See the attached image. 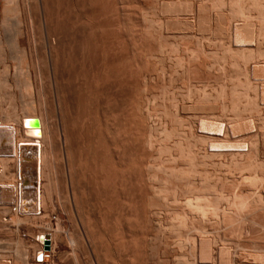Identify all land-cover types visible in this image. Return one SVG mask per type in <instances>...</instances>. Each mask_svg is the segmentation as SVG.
I'll return each instance as SVG.
<instances>
[{"label": "bare ground", "instance_id": "1", "mask_svg": "<svg viewBox=\"0 0 264 264\" xmlns=\"http://www.w3.org/2000/svg\"><path fill=\"white\" fill-rule=\"evenodd\" d=\"M55 1H57V0H55ZM60 1H62V0H60ZM65 1H64V3L65 4L66 3L68 4V2H65ZM72 1H70V2H72ZM78 1L81 3V0H78ZM78 1L76 3H77V6H78V4H79V6L76 7L75 10H78L79 9V11L81 10L82 12H84V11L86 13L89 12L88 14H90V11L92 12V10H93L92 13H94V9L92 8L93 7L92 6L93 5L92 4L93 2H91L92 0L90 2L88 0H86L87 2H85L87 5H89V3H91L90 5L92 7L91 6H87V7H91V9L89 11L86 10L87 8H85L86 5H85V3L83 1H82V3H84V5L82 3L81 4H82L83 8H85V10L84 9H80L79 7H81V5H80V3ZM98 1L99 0L95 1V2H97V5L98 6L95 5V3H94V5H95L94 8L97 7V8H95V11L97 9V12L99 14V12L101 10H98V7H99V4H101L102 2H100L98 4ZM192 1H194V0H192ZM214 1L217 2L216 0H214ZM219 1H221L220 2L221 3L220 5L222 6V2L224 0H219ZM228 1H229V4L228 3L227 4L229 5V8H230V11L229 10L228 11L231 12V10H232V12H233V13H231V15L232 14L233 15L236 14L234 11H237L238 13L239 12H242L241 11L242 9L253 10V11L255 9H257L259 11V13H260V14L259 13L258 14L261 15V16H259L260 18L258 17L259 18L258 20H260L259 21V24H253L254 23L253 20H256L257 18L254 19L252 15H251L252 17H248L247 14L246 15L243 14V13H245L244 12L245 10H243V13H240L239 15L237 14V16L239 17L240 20L237 19L239 21L235 22L234 25L232 24V26H231L232 27L231 28V33L230 32H227L226 31L227 28L224 27L225 29H222V30H225L227 34L225 32H223V31H220V32L217 31V32L220 33V35L218 34L219 37L215 36L218 39L220 37L221 38H225L226 37V38L230 39V44L229 43L226 44L225 42L227 40H225V42H224V40L220 38L226 44V47L224 49L222 48V45H220V44H223V42H221V40L218 41L220 43L219 46L223 49V51H222L221 48L217 45L219 47V50H220L219 52L221 53V51H222V53H221L222 55L219 54V55L222 56L221 58L226 59V58L229 57L230 61L231 60L234 61V62L240 61V62H242L244 64L245 63H247V64L249 63L248 65H246L248 67L250 66L249 73L246 71L247 69L246 70H243V71H246L248 73L247 76H249V79H250V80L248 79L249 81H252V83H254V84L256 83L253 87H250L251 90L254 89L253 90L254 91L253 92V96L252 97H249L251 94L249 95L248 93L247 94L249 96H245V95H247V94H244L245 92L244 93L242 92V94H244V96H241L242 94L240 93L241 95H239V93H238L239 91H241L240 89H239V91H235L234 89H232L233 91L229 94L230 99L228 100L229 101V104H228L229 107H228L227 102H225L228 99V97L225 96L226 93H224L221 89H220L221 92L218 93L219 95L215 93L216 96L218 95L217 97H215V94H214V97H213V95L209 94L210 92L208 94L205 93V92H202L201 93V91L199 89L198 90L200 92H198L197 89H196V91L198 92V97L197 98H198L199 101L198 100L193 101V103L195 102L194 103L195 104V108H196V106L197 107H199V106L207 107V104H209L210 102H214L215 103L216 101H218L219 98H222V100L220 99V101L218 102V104H219L218 106H220V110H219L220 111V114H221L222 111L223 112H228L227 110L229 109L230 116H228L227 113H224L229 118L228 117H223L224 115L221 114L222 116L221 115L220 116L223 117L224 120H225V118H228V119H226L225 122H222L221 120H223V119H221V120L219 119V121L216 120V119L219 118L217 116L212 117V116L209 115L210 116L209 118H214L215 120H213V119L212 120L211 119L208 120V117H207V120H206V119H202L203 117H201L200 115H199V117H201L200 119H198L196 116L193 117V115H192V119L196 117L197 120H199V122H197V123H199V125H198L199 127L196 126V128H193V127L190 126L189 123L186 122L187 120L186 121L183 120L186 124H188V128L190 126L191 128L194 129V130L193 129H191V130L190 129H185V130H189L190 131V133H188L189 134L188 136L186 135L187 134L186 131H184V133L182 131L186 127L182 128V130L180 129L181 131H179V129H178L179 127H178L177 128L178 130H176V132L174 130L176 127L175 128L172 127L173 128V131L170 130L172 128H170V129L168 128V130H167V127H164L165 126V122L167 120L169 121V119L167 117H170L172 114L169 115V116H166L167 113H164L165 111H167V110H165L166 108L164 109L165 106L163 105L164 107H162V106L160 107L159 104H157L160 108H163L161 111L165 110L164 112H162L164 114L163 115L161 114V115H162L163 118H164V116H166L165 119H167V120L164 119L165 121H163L162 120L163 118L161 116L160 117L162 119L161 118L158 119L156 117L158 115V111H156L155 108L152 109V110H155L157 112V115H155V117L157 118L158 121L161 120L159 122H162L163 121L164 122V124H163L164 126L161 124L163 127L160 129V127L155 128L156 125H152L153 127L155 126L154 128L153 127L151 128L150 125H149L147 127V128H149L148 131L150 133H152L151 132L152 129H155V130L156 129H160L161 130L160 131L161 134H162V132L165 133V131H166V133H168V134L165 133L166 134L165 135L163 133V135L167 136L168 139L166 138L165 139L166 141L164 140L165 141L164 144H166V143L169 144V138H171L172 140L173 139H176L175 141L172 142V145L170 144L172 147L174 146L173 147L174 149L171 148V150H173V151L177 150V152L175 151L177 153L176 154V157L178 159L182 160L183 161V164H182V162H180L181 163L180 164L181 166L180 167L178 166L179 168H177L174 165V164H176L174 161H173L174 167H166L164 165H160V163L157 162V164H159L161 166V167H158L157 166L158 167V171H160L162 169V166H163V169H162L163 171L162 170L160 171V173H161L160 175H158L159 172L156 171L157 174H155V177H157L156 175H158L160 177L161 175H163L162 174L163 172H164V176H163V178H161L162 176L160 177L161 178L160 182H159V180L156 179L157 182L156 183L154 182L155 183L154 184L153 182H151V180H152L151 178L152 177L151 178L149 177V174L150 173L149 174L148 173H143L140 170V167H142L140 165L141 164V161H142V164H143L144 163L143 162L144 159L142 158L143 160H141V159H138V158L139 157L140 158L142 157V154H140V153L143 150H145V148L148 147V145H150V141L152 140V142L154 143L157 139L154 136H152V137H154L156 140L155 139L153 140V138H151V137H150L151 138L150 140L148 139L149 137H147V139H146L145 138L146 135L149 136V134H150L148 132L149 134H146L145 135V137H144L145 138V141H143L144 140V138H142L143 136L141 137L140 135H137L139 133V132H137L136 135L138 137H137V139L135 138L136 139L135 141L138 142V144H140L139 141L143 139L142 140L143 143H141V144L147 145V146L145 147V146L141 145V147H140V149H141L140 151L141 152L139 151L140 153H137L138 150H139L137 148L138 149L136 151V154L137 155H134L135 153H133V152H135L133 150H136V147H138V146H136L138 144H136V145L134 144V143H136L134 141V137H136V136H134V134L138 130V126H137L138 120L142 119V121H144L143 119L146 118L145 120L147 122L148 121L147 118L150 117V119H151V116L152 115H153L152 116L153 117L152 119L155 120L154 114L149 115V113L151 114V111L152 110L151 111H148V109H149L148 106H147V108H146V106H144L145 107V109H144L143 105L141 104L142 101L140 103H139V100H138V102H134L135 97L134 96L132 97L133 91H130L129 93H128V91H126L128 94L127 93L125 94L124 93L125 90L122 87V89L124 91L122 90V91H120V93H121V95L124 93L123 94V97L126 98L127 105H124V108H123L121 105H123V103H125V102L120 103L121 104L120 105V109L122 107V109H124V112H125V108H126L125 106H127V108H126V111L127 112H125V113L128 116L124 113L123 114L124 116L122 115L121 117L123 118L126 115L127 118H125L124 120L126 121V119H127V122H124V120L120 117V114H121L120 111L122 112V110L119 111V108L116 107L118 105H116L115 107H112V108L109 106V108H111L112 110L114 109L115 111L114 110L113 111L112 110L111 111L109 110V111L112 112L113 114H115L116 111L117 112L119 111L118 114L116 112V114L119 115L118 117H120V118H118L116 116V119L117 118L119 119V122L118 123H116L118 120L116 122L115 121L112 122L113 120H111V123L112 124H109V120H110V117H111V115L109 114L110 115L109 118H105L106 120L102 119L104 123L101 122L102 121L101 119H100V122H99V119H96L97 120L96 122H98L97 124H95L94 126H93V123H91L92 125L90 124L93 127H96L100 123L104 124V125L100 124V125H102L101 128L99 127L100 125L97 126L98 128L96 127V130H99L100 129V131H94L93 129L92 130L94 132H98L99 133V134H97V136L99 135V138L101 137L100 138V141L102 139V141H101L102 143L101 144L104 145V147H103V152L104 153H106L104 150H106V147H107V149H108L109 152L107 150L106 151L109 154L108 153H106L107 155L104 154V153H102V154L104 155V158L106 157V159H107V156H109L108 157L109 159H107V160L109 162L111 160V163L112 164L111 163L110 164L112 165L113 170H114V172H108L109 173V177H108V183H109V185H108V189H109L108 206L110 207V209H109V212L110 213L109 214H110V220H111L112 227H111V230L109 231L108 234L104 233V234L108 235L106 237V240H105V247H106V249H103V247H104L103 246V242L100 240L99 235H96L97 236V238H95L96 241H95V239H93V237L90 238L87 235H85L87 233V232L85 233V230L87 228H85V226L81 223L82 224V227H81V224H80V227L82 228L83 233H85V234H83V235H85V238L87 237L86 240L89 241V243L87 242L88 245H89V248H88L87 243L85 245L84 239L80 237V236H82V234L81 235L79 234L80 236L79 235H76L75 237H77V238H75L71 234V236L74 237V239L72 240V237L69 236V237H71L70 239H71V243H72V249L70 248L71 250L69 249V251H70V253L72 252L71 254H73L74 257H77L78 256V253L77 252L84 251V253L86 255L94 256L95 259L97 261H99V257L101 255V250H103L104 253L102 251V253H103L102 257H103V259H104L105 262L103 263V261H102V264H120V263L121 264H135L136 263L137 264L139 262H140L139 264H141L142 263L141 261L143 260V257H142L143 254H142V251L140 249V246L141 245L139 244L138 241L136 242V240L139 239L137 237L140 236L142 238H146V237H148V238H150V237H153V238L156 237L157 238L158 236H160V239L162 237L164 238V239L162 238L163 241L164 240L171 241V243L168 242L170 244V245L168 244V246H172L171 248L169 247V250L170 249L172 250V252H170V253L173 254L174 258L175 257H178V259H177L178 262H176L177 260L175 261L176 264L177 263L178 264H264V252L250 253L247 250V248H249V246H251V245L262 246V247L264 246V172H256L258 170L257 168L262 164V162H264L263 159H262L263 158V155H262L263 149L262 148L264 146H263V143L261 144V141H264V133H261L259 131V128H258L259 126L257 124H256L257 127L255 126V124H254L255 121H253L252 119H250L251 117L248 119L247 117L245 118L243 116L246 120H244V118L243 119L241 118L242 115H245L243 113H246V115L247 114H250V115L251 114L252 115L255 114L253 116L256 117V119L259 121L258 122L256 120L258 123H260V120L262 118H264V116L263 117H260V112H262V111L259 112L260 107L261 106H264V0H250L249 1L250 2V5H248L249 7H246V5H243L242 6L241 5V0H228ZM50 2H47L46 0H0V63L2 64V65L0 64L1 65V69H2L0 71V90L3 91L2 95H0L3 98L1 97L0 99L1 100H4V98H5V100L6 99H9V101L7 100L6 103L8 105V102L10 104V101H11V104L10 105H12V107H13V104L15 103L13 101L16 99L13 96V93H18V96H19L18 99H21L22 100V102L20 100V105L19 106L16 105L17 107H19L18 108V111H17L16 108H14L15 106L12 108V107H10V105L6 106V108L3 109L4 106H1V105L2 104L6 105V104L4 103V101H3L2 104L0 103L1 104L0 105L1 106L0 107V154L1 155H4L5 157H8V160H5V161L3 160V162L0 164V166H1V169H0V179L2 178L1 181L3 180V182H5L6 180H8V182H10V180H12V181L15 180V179L13 180V178L11 179L10 178L11 176L6 177V178H3V176L5 175L3 172H5V170H7L6 169L7 166L8 167L9 166H13L16 163V164H18V168H19L16 171V172H18V173H16V174H18V176L17 175L16 176L19 177V178H17L18 179V181H17V191L15 190V195H13V198H12V200H13L16 197L17 198V203H14V201L11 200V194H8L7 196L9 197V203L4 204V205H1V207H5L4 210L6 212L11 211L12 218H10L9 222H11V223H17V224L22 223L24 221L26 222V220H28V218L30 219V217H32V216H35V217L38 216L39 217L40 215H42L43 208H45L46 205H49L50 203H52V202H50V201H52V200H50L52 198H49V196L47 197L48 194L45 195L46 193L43 192V188H42L43 186L42 185H43V179H44V177L43 178L41 177V172H42L43 167H44L45 164H49V166H50L51 163L54 161V159L52 160L53 155H55L57 152H58L57 154H59V152L61 154V152H62L61 151V145L63 147L64 144H65V148L67 146L66 145L67 144L66 143V139H65L64 136H63L64 138H62V139H61L60 135H57L56 137L53 136V137H50L49 138V136H48V134L46 132L47 130L45 128L44 121H43V119H42V117H41V115L39 113L40 112L39 110H42L43 107H46L45 109H48L47 108L48 106H50L49 108H51V110H52V107L53 108L54 107H57L58 108L57 110H60V108L62 106L63 107H71L70 104H68V103L70 102V100H72L74 98V97L72 98V96H74L76 94V92H78L77 90H80V89H82L84 87L85 88L84 92L87 91L89 93H88V95L86 93L84 94L83 92H81V93H83L84 95H86V100H87V98H89V100H87V101H90V98L93 97L92 95L99 96L100 99L101 100H104L105 102H107L108 99L110 98L109 102H107V103H104V101H102V102L100 101V103L98 102L99 105H100V107L99 106L97 107L98 109H96V107H93L92 108V105L90 104V102H87V103H89V105L86 103L87 106L90 108L89 109L90 111H88L90 113H87L86 112L88 114V116H87L88 118L85 117L87 119H84V120L85 121L86 120H88V121L91 120L93 122V120H94L93 113L95 114V117L96 118L98 117L97 110H99V116L101 114L104 117L108 115V114L105 115L106 114V110L108 108V107H106L107 106L106 104L109 105L110 104V101H112L113 99H116L120 95V94L117 93L118 95H116L117 96L116 98H111V96H110L111 94L113 95V92H116L115 89H118V92H119V89L121 90L120 87L123 86V85H121V81H124V83H126L125 81H127V82L129 81L128 82L129 84L127 83L126 85H132V84H130V82H133L134 83V81H132L134 79V77L132 79V76H131L133 70L130 68L132 66V65H130L131 64L130 61L133 64V61L134 60H132V57L129 56L130 55L128 53L129 50L128 51L126 50L125 52H127L129 54L128 56L130 57L131 60L130 59H129L130 61L128 60L129 63L126 60L125 61L130 66H129V68L127 67V65L125 67H127L128 69H130L132 71H130L127 68H125V70L127 69L128 71L125 72V70H124V72H121L123 74L120 75V77L118 76V74L114 73V69H116V71L118 69V68H114V66L112 67V65H115L114 62H116V60L118 59L116 56H114V57H116L115 58V61L114 60L111 61V62L109 61L110 63H113L112 65L110 63H108V61H107V64L110 67L109 68H106L107 64L106 65L104 64V63H106L105 60L107 58H109L110 56L113 55L111 53H114V54L116 53L115 55H117V52L123 46L119 45V47L121 46L119 49H118V46L117 47H115V46H116V44H118V42L121 43V41L122 40H125V39H122V37L120 38L121 34L118 32L119 33L118 35H120V36L118 37V35H117V38L116 37L115 38L118 39V40L120 38L121 40L120 41L117 40L116 44H113V43H115V38L113 37L114 36V33L113 32L116 31L117 26H116V28H114L115 30L114 29H111V28H107V30H108L107 31L105 29L106 30L105 31V34L107 32H109V31H112V33L109 32L108 34H110L109 35L110 38H111V36L114 38V39L112 38V40L114 42H112L111 39H107V37H109V36H107L108 34L107 35L103 34V37H101L102 36L101 35L102 34L101 33L102 30L100 29V27H101V25L103 26V24H100V19L101 18H104V17L101 16V14L98 15L97 13H95L96 15L94 16V14L91 13L90 15H93L92 16V19L94 17V20L91 23V20H92L91 19L89 21V24L91 23V28H92L91 30L93 31V36H92V34L91 35L88 34V35L94 37L93 39H96L95 40L96 43H95L94 40H92V41H94L95 44L93 43L94 44L93 45L91 43L90 46L91 45H93V46L96 45V47H97L98 46L97 44L101 43V42H99V43L97 42L98 39L101 40V41H105L107 39V40H109V41L106 40L107 43L109 42L108 45L109 46L112 45V44L115 45L114 46V50L116 48L117 49L116 50L117 52L116 51L115 52L113 51V49H112L113 48V45H112V48H111L113 52H111V50H109L110 47H108V50L110 51V53L107 52L108 50L106 51V49H107V46L108 45H107V43L104 42L105 43L104 47L106 46V49L104 47H101V49H103V50L105 49V57H107V56L110 55L109 57H107L105 59L104 57H101L104 51L102 50V54H100V52H101V49L99 50L100 46L97 47V50L99 52V55H101L100 58L102 60L104 59V63H103L104 66L102 64L98 63V66H99V64L101 65L98 68L99 70L96 68V65H95V67H93L92 64H91V66H92V68H96L97 69V70L95 69L96 71H100V67H102V66H103L102 68L104 69V67H105V69L103 70L101 68V71L100 72H96L97 73L96 74L95 72H90L89 71L90 69H91V71H94V69H92L90 67L87 68V69L85 68L86 70L89 69L88 71L90 73H93V74H90V76L92 75L91 76L92 78H91V77H89V74H88L89 72L87 73V71H86V73L88 75L86 74L85 77L86 78L89 77L87 79H92L93 80L94 73L96 74L95 75L96 76V78H95L96 81L93 80V82L95 81V84L92 83V80H91V82H89V83H92L95 86V88H94V86L92 84H91V87H89V88L86 87L87 85H90L89 83L86 86H83L82 88L76 87L75 86V84H76L75 81L77 79L74 81L75 84H72V83L70 84L71 79H72V82H73V79L75 77V76H73V78H72L71 75H73V73L75 72L74 71L75 69L78 70V68H76V67L77 66H83L84 63L82 64V62L85 61L84 60L85 58H87L86 61L87 60L89 61V59H88V56H86V54H85V58L78 55L77 57H81V61H82V58H83V61L82 62L81 61H77V60H79V58H76V56L74 55L75 56L74 58H76L77 60L76 61H72L73 65H74L75 62H77V64L79 62L82 65H77V66H75V68H73V65L70 63L71 64V67H72V70H71V67H70V64L69 63H68L69 66L66 63H64L65 65L62 63V59H64L65 57L62 58V55H61L62 54L61 53V49L62 48L60 49V46H61V42H63L62 43L63 45H65L67 42L64 44V41L66 40V38H65L66 35L65 36H64V34L61 35L62 33L59 32V30H58L60 28V27L58 28V25H60V21H61V19L59 21L58 15L63 14L64 11H65V9H63L64 11H62L61 9H59V10H61L62 13H60L59 11H58L59 13L58 12L56 13L55 10H54V12H55L54 13L52 11L53 9L50 10L47 7V4H49ZM242 2L244 3L245 1H242ZM249 2H247V3H249ZM72 3H74V2H72ZM50 4H52V3H50ZM55 4L57 5V3H55ZM55 4L53 3L52 6H51V8L54 7V6H56ZM60 4H62V3L60 2L59 5ZM168 4H163L162 3V6H163L162 8H163L164 11H165V8H166V11L169 10V12H170V9L172 7H170V8H168L167 6L164 7V5H168ZM197 4H198V2H197ZM214 4L212 3V6H214ZM244 4H246V3H244ZM59 5H57V6H59ZM69 5L72 6L73 4L70 3ZM74 5L76 6V4H74ZM171 5H173V1H172V4ZM225 5L226 4H223L224 7H225ZM175 6H176V4L173 6V8H175ZM188 6H189V4H188ZM216 6H217V4H216ZM218 6H219V3H218ZM64 7H66V6L64 5L63 7H60V8H64ZM100 7H102V5ZM66 8L67 9L68 8L71 9L72 7L70 8V7L67 6ZM74 8L75 7H73V9ZM199 8H201V5H200ZM214 8L217 9V12L219 11V8L218 7H214ZM214 8L212 7V9H214ZM225 8H227V7H225ZM56 9L58 10V7ZM99 9H101V8H99ZM163 10H161V11H163ZM184 10H186V8ZM225 10H222V11H224L223 13H225ZM202 11H204V10H202ZM74 12L76 13V11H74V10L72 11V9H71V12H70V10H67V13H65V15H63V16L61 15L62 16V20H64L63 19L64 16H65L64 18H67L68 15H69V13L70 14L72 13L74 16H76V14H78L76 16L77 17V21H80V23H81V25H80V23H78L79 24V27L81 26V29H83V28L87 29V27L85 25L84 19H86L88 16L90 17V15H87L86 16L85 12L84 13H82V12L81 13H76V14H74ZM173 12H176V9ZM174 14L177 15V13H174ZM197 14H199V12H197ZM73 15H72V19L74 17ZM155 16H154V18H156ZM216 16L219 17L220 15L219 14H217V15L215 14V17ZM249 16H250V14H249ZM151 17H150V19H151ZM199 17L200 16H198V18ZM202 17L203 16H201L200 18L203 20ZM204 17H205V15H204ZM215 17H214V19H215ZM234 17L235 16H233V18ZM176 18H175V20H176ZM198 18H197V20H199ZM251 18H253V19H251ZM72 19H71V21H72ZM87 19H89V18H87ZM219 19H220V17H219ZM82 20L84 21V23L82 22ZM173 20H174V18H173ZM250 20H252V23H251ZM67 21H69L70 23H72L70 20H67ZM74 21H75V19H74ZM114 21H115V19H114ZM114 21H113V25H115L114 24L115 23ZM205 21H206V23H208L210 20L207 22V18H206ZM220 21H221V19H220ZM66 22H64V23H66ZM160 22H161V20H160ZM82 23H83V25H85V27H82ZM87 23H88V21L86 22V24ZM101 23H104V21L101 22ZM111 23H109L108 26L111 27L112 26ZM174 23H175V21H173V24ZM203 23L205 24L204 21H203ZM218 23H216L217 26L220 24V23L219 24ZM74 24H76V23L74 22ZM74 24L72 23L70 25H72V27H73V26H75ZM78 24L75 27H78ZM147 24H148V22H147ZM157 24H158V22H157ZM171 24H170V27H171ZM181 24H183V23H181ZM221 24H223V23H221ZM70 25L68 27H70ZM60 26H62V25H60ZM65 26L66 25L64 24L63 28H65ZM148 26H150L149 28H152L153 29V26H151V25H148ZM180 26H182V25H180ZM217 26H216V28H217ZM223 26H225V25L223 24ZM75 27H73V29ZM167 27H169V26H167ZM170 27H169V29L172 28V27L171 28ZM197 27H199V25ZM66 28H65V30L69 29V28H67V29ZM88 28L90 29V27H88ZM104 28L102 27L103 30H104ZM112 28H113V26H112ZM173 28H175V27H173ZM204 28H205V26H204ZM204 28H203V30H204ZM81 29H79V30H81ZM160 29H162V28H160ZM220 29L221 28H219L218 30H220ZM147 30H149V29H147ZM155 30H156V28H155ZM176 30H177V27H176ZM185 30H187V29H185ZM198 30H200V29H198ZM60 31H61V29H60ZM68 31H70V29ZM73 31H72L71 34H74ZM87 31H88V29H87ZM117 31H119V30H117ZM159 31H161V30H159ZM177 31H179V30H177ZM206 31H208V29ZM215 31H216V29H215ZM65 32H63V33H65ZM76 32L77 31H75V33ZM161 32L159 34V37L161 36ZM183 32H184V30H183ZM222 32L225 33L224 34L225 35L224 37L221 36V35H223ZM79 33H81V32L78 31V34L77 35H79ZM90 33H92V32H90ZM158 33H156V34H158ZM228 33H230V34H228ZM111 34H113V35H111ZM156 34H153V35H156ZM214 34H216V32ZM70 35L68 34L67 36H70ZM147 35H148V33H147ZM62 36H64V38H65L64 41H61V37ZM85 36H87V35L85 34ZM70 37H67L68 40L69 39L71 40V41H68L67 40L68 42H73L74 39L77 38L78 36H76L75 38H70ZM73 37H74V35H73ZM92 37L91 38L88 37L86 39H85V37H83L82 39L84 41L86 40L85 42L87 43L88 40L92 39ZM185 37H187V36H185ZM79 38H81L80 35H79ZM100 38H104V40H102ZM144 38H145V36H144ZM151 38H153V36ZM151 38H148V39H151ZM82 39H81V42H82ZM127 39H128V37H127ZM148 39H147V42H148ZM154 39H156V37ZM166 39H168V38H166ZM196 39H198V38L195 37L194 41ZM175 40H177V39H175ZM190 40H191V38H190ZM129 41H132V40H129ZM129 41H128V43H129ZM85 42L84 43H81V44L79 43V44L82 46L83 44H85ZM110 42H112V43H110ZM123 42L127 44V42H125V41H123ZM156 42H158V41H156ZM75 43L76 42H74L73 45H75ZM126 44H124V45H126ZM164 44H165V42H164ZM68 45H71V44H68ZM80 45H78V47H80ZM132 45L133 44H131V47H132ZM208 45H209V42H208ZM90 46H87V44H85V46H82L84 48H81V51H82V49L83 50L88 49L87 47H90ZM93 46H92V48L90 47V51L89 50H86L87 52L86 51H82V52L79 51V52H81V53H84L85 52V53H87V55L91 53L92 49H94L93 51L96 52L97 50H95V48ZM102 46H103V43H102ZM72 47H74V46H72ZM72 47H70V48L72 49ZM85 47H86V49H85ZM125 47L128 48L127 45ZM75 48H77V46ZM164 48H166V47H164ZM173 48L178 49V47H175V46ZM205 48H206V46H205ZM68 49H69V47H67V50ZM128 49H130V48H128ZM67 50H66V52H67ZM201 50L205 54V51L203 49H200V51ZM62 51L66 55V52H64L63 49H62ZM69 51H71V50H68V52ZM77 51H78V48H77ZM157 51H158V49H157ZM191 51H189V52H191ZM198 51L193 50V52H195V53L196 52L198 53ZM68 52H67L66 57L69 54H72V55L74 54L73 51H72L73 53H71V52L68 53ZM159 52L161 53V55L159 54L160 55L159 58L163 61V58L164 57H162V55H163L162 54V51L159 50ZM193 52H191L192 55L193 54L195 55V53H193ZM203 52H202V54H203ZM219 52H215V55L217 57H218L217 54ZM81 53H79V54L81 55ZM106 53L109 54V55L106 56ZM127 53H126V56H127ZM92 54H93L92 55V57H93L95 53L92 52ZM96 54H98V53L96 52ZM148 55H149V53H148ZM209 55H210V53H209ZM69 56L71 58V55H69ZM96 56L94 58H96ZM165 56H167L166 53H165ZM211 56L212 55H210V57ZM225 56H228V57H225ZM92 57H90L92 60L89 61V62H91V63H92V61H95L96 63L99 62V60H98L99 58L98 59H94ZM97 57H99V56H97ZM139 57H140V55H139ZM145 57H147V56H145ZM195 57H198V56L195 55ZM213 57H212V59H213ZM153 58H151V59H153ZM188 58H191V57H188ZM218 58H215V60L216 59L219 60ZM67 59H68V57H67ZM71 59H73V56H72ZM110 59L112 60V58H109V60ZM193 59L195 60L194 57H193ZM193 59L191 58V60H193ZM9 60H14V62L16 60L17 61L16 65L15 64H12V63H14L13 61H12V63L10 61V63L13 66H11V64L9 65L8 64V61ZM175 60L177 61V59H175ZM136 61H138V60H136ZM154 61H156V60H154ZM222 61H226V60H223L222 59ZM252 61H253V63H252ZM87 62H85V63H87ZM95 62H93V64H95ZM118 62H117V64H118ZM123 62L124 61H122V63ZM178 62H180V61H178ZM189 62H190V60H189ZM198 62L199 61H197V63ZM134 63H137V62H134ZM187 63H188V61H187ZM194 63H191L192 65L189 63L192 66V68L194 67L193 66ZM242 63H240V64H242ZM89 64L88 63H87V65L84 64L83 67H79L80 68L79 70H81V68L83 70V68L85 67V65L88 66ZM181 64H183L182 61H181ZM61 65H63V66H66L67 65L68 67H70L69 69L71 70V72L72 71H74V72L72 74L70 73V75H68L69 77L67 75L65 76V74H66V73H64L65 71L63 73L61 72L62 70H65L64 68L63 69H60L61 67H63ZM159 65H161V62L159 63ZM177 65H178V63H177ZM198 65L199 64H197V66ZM204 65H202V67H204ZM209 65H207V66H209ZM119 66H121V64ZM139 66H141V65H139ZM207 66H205V69H209ZM223 66H224V64L222 65V70H223ZM159 67H161V66H159ZM182 67H184V66H182ZM210 67H211V65H210ZM236 67H237V65H236ZM122 68L124 69L123 66H122ZM161 69H163V68L161 67ZM187 69H188V67H187ZM8 70H9V73H8ZM70 70L67 69V71H70ZM79 70H78V72H81ZM216 70L218 71L219 68L216 69ZM216 70L214 69V71H216ZM137 71H139V68H138ZM238 71H239V69H238ZM78 72L76 71L77 74H80ZM83 72H84V70H83ZM83 72H81V76H79V77H82V78H79L80 80H84L85 79L84 78L85 73H83ZM207 72H210V71L207 70ZM246 72H245V74H247ZM76 73H74V74H76ZM82 74H84V75L82 76ZM143 74H144V72H143ZM195 74H197V73H195ZM132 75H134V74H132ZM162 75L161 76L158 75V76H160L162 78L163 77ZM191 75H193V74H191ZM147 76H149V74ZM150 76H153V75L151 74ZM171 76H173V75H171ZM167 77H169V76H167ZM247 78L248 77H246V79ZM87 79H86V81H87ZM144 79H145V77H144ZM152 79H153V77H152ZM136 80H137V82L139 81L138 79H136ZM155 80H156V78H155ZM192 80H193V78H192ZM141 81H143L142 78H141ZM78 82L79 81H77V83ZM81 82H83V84H84V81H80V83ZM124 83H122V84H124ZM162 83H164V82H162ZM165 83H166V81H165ZM246 83L247 82L244 83L245 88H246V86L250 85L248 83H247L248 84L247 85ZM70 85L71 86L73 85L72 87H75V88H73L76 91L75 92L73 90V92H75L74 94H73L72 90L69 91V88L71 89V86ZM80 85L82 86V84H79L78 86H80ZM126 85L124 84L125 89L128 87ZM242 85L243 84H241V86ZM244 85H243V88H241L242 91L243 90L245 91ZM165 86H167V85H165ZM129 87H131V86H129ZM157 87H159V86H157ZM191 87H193V86H191ZM76 88H79V89L76 90ZM131 88H133V87H131ZM142 88L146 89L145 87H141L140 88L141 91H142ZM190 88H188V89L190 90ZM236 88H240L239 85H237ZM248 88H249V86H248ZM248 88H246V91H247ZM140 89H139V91H140ZM126 90H128V89H126ZM129 90H132V89H129ZM158 90H157V92H158ZM165 90H167V89H165ZM194 90H195V88H194ZM224 90H226V89H224ZM167 91H169V90H167ZM196 91H194V94H197ZM203 91H205V89ZM69 92L72 93V94H70ZM151 92H152V90H151ZM188 92H190V91H188ZM215 92H217V91H215ZM78 93H80V91ZM149 93H150V91H149ZM211 93H214V92L211 91ZM0 94H1V92H0ZM4 94L6 95L5 97H4ZM69 94L72 95V96L69 97ZM136 94H138V93H136ZM150 94H148V97H149ZM161 94H163V93H161ZM186 94H185L186 97L184 96V98H187V101L186 102H183L185 104L187 102H189V101L192 102L191 99L189 98V97H191L192 92L191 93H186ZM77 95L79 96V94H77ZM164 95H166V94H164ZM78 96L75 99L76 101L77 100L80 101V99H83L84 98V97H82V98L80 97V99H78ZM80 96H82V94ZM158 96H160V95H158ZM181 96H182V99H184L183 98V95H181ZM195 96L196 95H194V99L196 98ZM12 97H14L15 99L12 98ZM107 97H109V98H107ZM152 97H154V96L152 95ZM172 97H173V95H172ZM243 97H245V99H246L245 102H241L240 101V98H243ZM125 98H121V99H124L125 100ZM163 98H161L162 101H163ZM166 98H168V97H166ZM216 98H217V100H216ZM224 98H226V99H224ZM11 99H13V101ZM155 99H157V98H155ZM171 99H174V97L173 98H170V100ZM75 100L72 101L73 103L72 102H70V103L72 105L73 104L75 105V103H76ZM83 100H81V101L83 102V105H84L85 104L84 102H86V101H85V99H83ZM135 100H137V99H135ZM157 100H155V101H157ZM79 101H77V105H78ZM114 101L116 102V100H114ZM146 101H149V100L146 99ZM146 101L144 102V104L145 103H148ZM162 101L159 100V102H161V103H162ZM166 101H167V99H166ZM173 101H171L172 102V105L171 106H173L171 109L172 110H175V111H171V109L169 108L168 112L169 111L175 112L174 113L175 116H174V119L173 120L170 117V120H172V122H173V121H175L177 119L178 120L181 119V122H182V118H178L179 116H177V114L180 111V110H177V106H176V104L178 103V101L176 100L177 103H176V101H175V103H173ZM92 102H93V100L91 101V103ZM152 102H154V101H152ZM102 103H104L106 105V106L104 105L106 107V110L104 109L105 107L102 105ZM16 104H19V103H16ZM149 104L150 103H148L146 105H149ZM169 104H171V103H169ZM169 104L167 106L171 107ZM180 104L178 103L177 105H180ZM96 105H98V104H96ZM210 105L214 106L213 104H209L208 105V110L210 109L209 107L212 108V106H210ZM216 105H217V103H216ZM87 106L85 107V105H84L85 108H87ZM192 106L194 107V105H192ZM79 107H82V106L81 105L80 106L78 105L77 108L80 109ZM185 107H183V108H185ZM188 107H190V106H188ZM188 107H186V109H184V110H186V111L188 110L189 111L190 108H188ZM193 107H191V109H194ZM40 108H42V109H40ZM183 108H182V105H181V108H180L181 111L183 110ZM200 108L201 107H199L197 109H194V110L199 111ZM216 108H217V106H216ZM81 109L83 110V108H81ZM81 109H80V112H82ZM94 109H96V110H94ZM213 109L214 108H212V110ZM217 109H219V108H217ZM48 110H50V109H48ZM104 110H105V112H104ZM135 110H137V112ZM134 111L136 112V114H135ZM139 111L140 112L143 111L142 112L143 115H141V117H143V118H140L139 117L138 120L135 121L136 123H134V122L131 123V120L132 119H134L135 117H138L137 115L140 113ZM146 111H148V112L145 113ZM155 111H152V112H154L156 114ZM209 111H211V110H209ZM110 112H108V113H110ZM182 112H180V113H182ZM202 112H203V110H201V113ZM206 112L208 113V111H205V113ZM84 113L85 112H83L82 114H84ZM86 113H85L84 116H86ZM185 113H187V112H185ZM211 113H213V112H211ZM133 115L134 116L136 115V116L134 117ZM204 115H202V116H204ZM103 116L101 118H104ZM139 116H140V114H139ZM100 117H98V118H100ZM128 117H130L129 120H128ZM131 117H133V118H131ZM158 117H159V115H158ZM189 117H191V116H189V114H188V117L187 118H189ZM28 119H38L39 120V124H40L39 129L36 130V129L27 127L26 126V120H28ZM113 119L115 120L114 117H113ZM136 119L137 118H135L134 120H136ZM189 120H190V118H189ZM193 120H195V119H193ZM193 120H191V123L192 122L194 123ZM149 121H152V120H149ZM168 121L166 123H168ZM177 121L174 122V123H176L175 126L178 124ZM146 122L143 123L144 126L147 125ZM172 122L170 123V121H169V124L174 125V124H172ZM263 122H264V120H263ZM263 122H261V127L263 126L262 125ZM113 123H116V124L114 125ZM133 123L137 126L136 130H135V128H133V125H134ZM82 124H83V122H82ZM86 124H89V123L86 122ZM150 124H152V123H150ZM158 124H160V123H158ZM186 124H184V125H186ZM184 125H181V126H184ZM80 126H81V124H80ZM86 126H88V125H86ZM192 126H195V125H192ZM83 127H85L84 124H83ZM90 127H89V129H90ZM198 128H199V131H198ZM133 129H134L135 132H133ZM162 129L164 131H162ZM253 129H255V131H253ZM155 130H153V131L154 132H157L158 131V130H156V131ZM169 130L174 135H176V136L179 135V133H180V136L181 137H184V138H181L180 136H177V138H176V136H174L173 134H172V136H174L175 138L170 137L171 132H169ZM72 131H73V129H72ZM178 131H179V133L177 134ZM153 134L155 135V133H153ZM183 134H185L187 137L185 135L183 136ZM159 136H161V135H159ZM69 137H70V135H69ZM72 137H74V136H72ZM231 137L233 138V140H232ZM29 139H31V141H29ZM171 139H170V143L172 141ZM234 139H236V140H234ZM237 139H240V140L237 141ZM137 140H139V141H137ZM159 140L163 141L162 139H159ZM159 140H157V141H159ZM161 141H160V143H161ZM29 142H33L34 145H32L31 143L29 144ZM183 142H186V143H183ZM91 143H92V141H91ZM204 144L206 146H204ZM162 145H163V143H162ZM170 145L169 146L167 145L169 148L166 145H164L163 148H162L161 145L159 144V146L161 148L159 147L160 150L159 149L158 150L160 152H163V154H164L165 151H166V153H167V151H169V154L171 155L172 152L170 150ZM110 146L111 147H114V149L112 148L114 151H112V149H111ZM142 147H145V148H142ZM150 147H152V146L150 145ZM87 148H89V147H87ZM62 150H64V149H62ZM153 150H154V148H153ZM65 151H66V149H65ZM145 151H143V153ZM148 151H150V150H148ZM66 153H67V151H66ZM60 154L58 156H61L62 155V154L61 155ZM173 154L175 155V153H172V155ZM66 155L68 156V154H66ZM144 155H143V157H144ZM170 155H169V158L167 159L168 162L170 161V159H172L174 157V156H170ZM4 156H2V157H4ZM67 156H65V158ZM135 156H137V158H135ZM149 158L151 159V157H149ZM149 158H147V159H149ZM155 158H158L159 159V157H154V160H156ZM62 159H63V157H62ZM67 159H69V158L67 157ZM137 159L138 160H141V161H139L140 162L139 166L138 167H135V166H137L136 165L137 164V161H138ZM160 160L162 161V159H160ZM135 161H136V164H135ZM148 161L149 160H147V162ZM152 162H153V160H152ZM154 162H156V161H154ZM165 162L162 163V164H165V165H168V166L169 165L170 166H173V165H171L172 164L171 162H170L171 164L170 163L168 164V162H166L167 163L166 164ZM151 163H150V165H151ZM157 164H155V165H157ZM177 165H179L178 162H177ZM41 166H42V170H41ZM151 167H152V165H151ZM154 167H152V169ZM208 167H211L210 169H212L213 172H209L207 170ZM135 168L138 169V171L136 170L137 172L136 171L134 172ZM22 169L23 170L25 169L24 171H26V169H27V171L24 173V171H22ZM51 169H53V168H51ZM232 169L234 170V172H232ZM236 171H238V172H236ZM7 172L8 171H6V174H8ZM96 173H98V171ZM153 173H155V171L154 172L152 171L151 176L152 175L154 176ZM10 175H12V177H13L15 174H10ZM159 177H157V178H159ZM8 178H10V180ZM154 178H153V181L155 180ZM69 182H70V180H69ZM161 182H162V186L160 185ZM53 184L55 185V182ZM70 184H72V183H69V185ZM163 184H164V186H163ZM49 190H50V188H49ZM98 192H100V191H98ZM106 193H107V191H106ZM72 195H73V193H72ZM1 198H4V195H1L0 196V201H1ZM74 199H76V198H74ZM102 203H104V202H102ZM52 205H51V207H53ZM159 207H161L160 209H164V213H162L163 210L161 212H160V210L158 211ZM81 209H82V207H81ZM53 213L54 212H52V214L49 213L50 214L49 217H52V215H54ZM160 213H162L164 215L161 214L162 217H159V214ZM98 215H99V213H98ZM38 217H37V219H38ZM85 218H87V217H85ZM53 219H55V222L58 221L57 216H54ZM41 220H42V218H41ZM86 220H88V219H86ZM82 221H80V222H82ZM136 222L138 224H136ZM88 223H91V222H88ZM4 224H0V226L1 225H4ZM48 224H49V222H48ZM48 224H46V225H48ZM7 225H9V223ZM6 227L8 228L9 226H6ZM101 227H103V226H101ZM9 228H11V225H10ZM98 228L100 229V227H98ZM137 228H138V230H136ZM104 230H106V229H104ZM101 231L103 232V230H101ZM223 231H227V233L225 234V233H223ZM16 232H14V234H16ZM77 232L78 231L76 230V233ZM80 232L81 231H79V233ZM103 235H102V237H103ZM40 237H42V238H40ZM88 238H90V239L88 240ZM82 239H83L84 242L82 241ZM44 240H48L49 241V251L47 253H43ZM148 240H150V239H148ZM156 241L157 240H155V242ZM29 242L30 243L32 242L31 244L34 243V245L36 247H38V249H36V251L33 253V260H32L33 263L32 264H53L52 263L53 262V255L52 254L54 253L53 250H54V247H55L54 246V237H53V234H51V233H49L47 231L46 232H40V233H37L34 237L30 238L29 239ZM160 242H161V240H160ZM69 243H70V241H69ZM157 243H159V241ZM34 245H32V246H34ZM148 245H150V244H148ZM151 245H153V244L151 243ZM161 245L163 246L165 244H161ZM152 247H150V248L148 247V250L149 249L151 250ZM174 247H175V249H174ZM153 249L155 250V247H153ZM158 249H159V247H158ZM165 249H168V248H165ZM251 249L254 250V247L251 248ZM25 250H23V252H26ZM140 251H141V253H140ZM21 252H22V250H21ZM18 254H20V253H18ZM18 254H15L17 256V257L15 256V258H17V259H14V260H17L18 261V258H19L18 256H20V258H21V254L20 255H18ZM24 254L26 256L27 253H24ZM156 254H158V253H156ZM168 254H169V251H168ZM168 254H166V257L168 256ZM148 255H149V252H148ZM1 256L4 257V255H2V254H1ZM69 256H72V255H69ZM80 256H82V255H80ZM173 256H172V258H173ZM147 258L149 259V257H147ZM155 258H156V256H155ZM81 259L83 260V258H81ZM156 259H158V258H156ZM85 260L87 261L86 257H85ZM150 260H151V258H150ZM11 261H13V260H11ZM17 261H15V262L17 263ZM107 261L109 263H107ZM5 262L6 263L8 262L7 261V258H6V261ZM19 262L20 261H18V263ZM30 262H28V263L30 264ZM92 262H93V260H92ZM2 263H0V264H2ZM21 263H19V264H21ZM26 263L27 262L25 261V264ZM89 263H90V261H89ZM83 264H84V262H83Z\"/></svg>", "mask_w": 264, "mask_h": 264}, {"label": "rangeland", "instance_id": "2", "mask_svg": "<svg viewBox=\"0 0 264 264\" xmlns=\"http://www.w3.org/2000/svg\"><path fill=\"white\" fill-rule=\"evenodd\" d=\"M47 2H50V3H57V5H59V3L61 2L62 4H60L59 6H57L56 4V6L58 7V10L56 9L57 7L56 6H54V7H52L51 8V6H52V4H47V7H48V9H53L52 11L54 12V10H55V12L57 13L58 11L60 12V13H62L61 12V10L62 11H64L63 9H65V11H64V13L63 14H61L62 16L63 15H65V13H67V10H70V12H71V9H72V11L74 10V11H76V13H81L80 11H79V9L78 10H75L76 9V7H78L79 6V4H78V6H77V1L78 0H70V1H72V2H74V3H72V2H70L69 0L67 1H65V0H62V1H60V0H57V1H55V0H46ZM53 1V2H52ZM55 1V2H54ZM64 1L65 2H68V4L66 3H64ZM82 1L85 3V2H87L86 0H81V3H82ZM89 2L91 1V0H88ZM95 1H97V0H95ZM94 0H92L91 2H93L92 4V6L90 5L91 3H89V5H87L86 3H85V5H86V7L85 8H87L86 10H90L91 9V7L94 9V13H92L93 12V10H92V12L90 11V14L92 13V14H94V16L96 15L95 13H97L98 14V12H97V9H96V11H95V8H97V7H95L94 8V6L95 5H97V2H95ZM153 1V2H152ZM172 1H173V5H171L172 4ZM191 1V2H190ZM200 1V2H199ZM214 0H194V1H192V0H99L98 1V4L100 3V2H102L101 4H99V7H98V10H101L100 12H99V14L98 15H100L101 14V16H103L104 18H101L100 19V24H103V26L101 25V27H100V29L102 30V36L101 37H103V34H105V31L107 30V28H111V29H114V28H116V26H117V28H116V31H114L113 33H114V38L116 37L117 38V35L120 33L121 34V36L120 35H118V37L120 36V38L122 37V39H125V40H122L121 41V43H119L118 42V44H116V42H117V40L118 39H116L115 38V43H113V44H116V46L115 45H113V48H112V45H108V43L106 42V40L107 39H111V41L112 42H114L113 40H112V36H111V38H110V34H108L109 32H111L112 33V31H109V32H107L105 35H107V36H109V37H107V39L105 40V41H101V40H97V42L99 43V42H101V43H99V44H97L98 46H100V48H99V50L101 49V47H104V45H105V43H107V49H106V46L104 47L105 49H106V51L108 50V47H110L109 48V50H111V52H115L117 49L115 48V50H114V46L115 47H117L118 46V49L121 47V46H123V47H121L120 49H119V51L117 52V55H115L114 53H111V54H113L112 56H110L109 54H107L106 53V56L107 55H109V56H107V57H109V58H112V60L110 59L109 60V58H107V57H105V49L103 50V49H101V52H100V54H102V50L104 51L103 52V54H102V56L101 55H99V52H98V50H97V47H96V45L95 46H93L95 43H96V39H93L94 37H92L93 36V31L91 30L92 28H91V23H92V21L94 20V17H93V19H92V16L93 15H90V14H88V13H86L85 11V14H86V16L87 15H90V17L88 16L87 18H89V19H84V21H85V25H86V27H87V29H88V31H87V29H85V28H83V29H81V26L79 27V24L78 23H80V21H77V15L78 14H76L75 12H74V14H76V16H74L72 13L70 14L69 13V15H68V17L67 18H64L63 17V19L64 20H62V16L61 15H58V17H59V21H60V19H61V21H60V25H62V26H60V25H58V30H59V32H61L60 34L61 35H63L64 34V36H65V38H66V40H65V38H64V36H62L61 37V41H64V44L65 45H63L62 43L63 42H61V46H60V49L62 48L63 50H64V52H66V50H67V47H69V49L68 50H71V51H69L68 52V50H67V52L68 53H73L74 52V54L72 55V54H69V55H71V58H72V56H73V59H71L70 58V56L68 55L67 57H68V59H67V57H66V55H67V52H66V55H65V53H63V51H62V49H61V55H62V58H64V59H62V63L64 64V63H66L68 66H69V64L71 63L72 65H73V63H72V61H76L77 59L76 58H79V60H77V61H81V57H77L78 55L79 56H82V57H84L85 58V54H86V56H88V59H89V61H91L92 59L90 58V57H92V52L93 53H95L96 54V52L98 53V54H96L97 56H99V57H97L95 54H94V56L92 57V58H94L95 56H96V58H94V59H98L99 60V62H95V61H92V63L91 62H89L88 60V62L86 61V59L87 58H85L84 60L85 61H83V58H82V64L84 63V64H86L87 65V63L90 65H88V66H86L85 65V67L83 68V70H84V72H83V70H82V68H81V70H79L80 68L79 67H83L84 66V64H83V66H77V65H82V64H80L79 62H78V64H77V62H75L74 63V65H73V68H75V66H77L76 68H78V70L79 71H81V72H83V73H85V75L84 74H82V76L84 75V80H80L79 78H82V77H79V76H81V72H78V70L77 69H73L74 71H72L71 72V70H72V67H71V64H70V67H71V70L69 69L70 67H68L67 65L66 66H63V65H61V66H63V67H61L60 69H65V70H62L61 72L63 73L64 71V73H66L65 74V76L67 75H70V73L72 74L73 72L74 73H76V71L78 72V73H80V74H74L73 73V75H71L72 76V78H73V76H75L74 77V79H73V82H72V79H71V81H70V84L72 83V84H75L74 83V81L76 82V84H75V86L76 87H80V88H82L83 86H86L89 82H91V80L92 79H87V78H89V77H91L90 76V74H93V73H90V72H100L101 71V68L104 66L103 65V63H104V59L102 60L101 58H100V56L101 57H104L106 60H105V62L106 63H104L105 65L107 64V61H108V63H110L111 61H115V58L117 57L118 59L116 60V62H114V64L116 65L117 64V62H118V64L115 66V65H112L113 63H110L111 65H112V67L114 66V68H118L117 69V71H116V69H114V73H116V74H118V76L120 77V75H122L123 73H121V72H124V70H125V68H129V66L130 65H132L130 68L133 70V72H132V74H134V75H132L131 74V76H132V79H133V77H134V79L132 80V81H134V83L133 82H130V84H132V85H126L128 82L127 81H125L126 83H124V81H121V85H123V86H121L120 88H121V90L119 89V92H118V89H115L116 90V92H113V95L111 94L110 96H111V98H116L117 96L116 95H118V94H120L116 99H113L112 101H110V104L108 105V104H104V103H107V102H109V100H110V98L109 97H107V98H109L108 99V101L107 102H105L104 100H101L100 99V97L99 96H97V95H92L93 97H91L90 98V101H87V100H89V98H87V100H86V95H84L85 93L88 95V93L89 92H87V91H85L84 92V90H85V88L83 87L82 89H80V90H77V89H79V88H76V90L79 92L80 91V93H78V92H76L73 88H75V87H72L71 85V89L69 88V91L70 90H72V92H73V90L76 92V94L74 95V96H72V95H70V94H72V93H70L69 94V97H71L72 96V98L75 100L76 98H77V94H79V96H78V99H80V97L82 98V97H84L83 99H85V101L86 102H84L85 104V107L87 106V104L89 105V103H87V102H90V104L92 105V108L93 107H96V109H98L97 107L99 106L100 107V105H99V103H100V101L102 102V101H104V103H102V105L104 106H106V107H108L107 108V110H106V107L104 108L105 110H106V114L105 115H107V116H103L102 114V116L104 117V118H101L100 116H99V110H97V112H98V117H100V118H96L95 117V114L93 113V117H94V120H93V122L91 121V120H84V119H87L88 117V114L87 113H90V112H88V111H90L89 109V107L87 106V108H85L84 107V105H83V102L81 101V100H83V99H80V101L79 100H77V101H79V103H78V105L80 106H82V107H79L80 109L81 108H83V110H82V112H80V109H78L77 107H78V105H77V101L75 100V105L73 104H71L70 102H72V101H74L72 98V100H70V102L68 103V104H70V106L71 107H61L60 108V110H57L58 108L57 107H52V110H51V108H49L50 106H48L47 108L48 109H50V110H48V109H45L46 107H43V109L42 108H40V109H42V110H39L40 112V115H41V117H42V119H43V121H44V125H45V128H46V132H47V134H48V136H49V138L50 137H53V136H57V135H60V137H61V139L62 138H64L65 137V139H66V148H65V144H64V146L62 147V145H61V154H60V152H59V154L63 157V159H62V157L61 156H58L59 154H55V155H53V157H52V160L54 159V163L52 162L51 163V165L49 166V164H45L44 165V167H43V170H42V166H41V170H42V172H41V177L43 178L44 177V179H43V192L44 193H46L45 195H47V197L49 196V198H52V199H50V200H52V201H50V202H52V203H50L49 205H46V209L45 208H43V211H42V215H40L39 217L38 216H32V217H30V219L28 218V220H26V222L24 221V222H22V223H19V224H17V223H11V222H9V220H10V218H12V213H11V211H8V212H6L5 210H4V208L5 207H1V205H4V204H7V203H9V197L7 196L8 194H11V200H12V198H13V195H15V190L17 191V181H18V179L17 178H19V177H17L18 176V174H16V173H18V172H16L19 168H18V164H14L13 166H7L6 167V169L7 170H5V172H3L5 175L3 176V178H6V177H9V176H11L10 178L12 179L13 178V180L14 181H12V180H10V178H8L9 180H10V182H8V180H6L5 182H3V180L1 181V179H0V196L1 195H4V198H1V201H0V224H4V225H1L0 227V263H2L4 260L6 261V258H7V263L4 261L2 264H17L18 263V261H20L19 263H21V264H25V261L27 262L26 264H29L28 262H30V264H32L33 263V253L36 251V249H38V247H36L35 245H34V243L33 244H31L30 242H29V239L30 238H32V237H34L37 233H40V232H49V233H51V234H53V237H54V253L52 254L53 255V264H83V262H84V264H102V261H103V263L105 262L104 261V259H103V257H102V255H103V253H104V251L103 250H101V255H100V257H99V261H97L96 259H95V257L94 256H91V255H86L85 253H84V251H82V252H77L78 253V256L77 257H74L73 256V254H71L70 253V251H69V249L71 248L72 249V243H71V234L75 237L76 235H81L82 234V236H80L81 238H83L84 239V241H83V239H82V241L85 243V245H86V243L88 242L89 243V241H87L86 240V238H85V235H87L88 237H90V238H92L93 237V239H95V238H97V236L96 235H99V238H100V240L103 242V249H106V247H105V240H106V237L108 236V235H106V234H108L109 233V231L111 230V227H112V225H111V220H110V212H109V209H110V207L108 206V197H109V189H108V185H109V183H108V177H109V173L108 172H114V170H113V167H112V163H111V160H110V162L107 160V159H109L108 157L109 156H107V159H106V157L104 158V155L102 154V153H104L103 152V147H104V145H102L101 143V141H102V139H101V141H100V138H99V135L97 136V134H99L98 132H94V131H100V129L99 130H96V127L97 126H99L100 124H102V123H104L103 122V120L102 119H104V120H106L105 118H109V116L111 115V117H110V120H109V124H112L111 123V120H113L112 122H116L117 120V122L116 123H118L119 122V119L118 118H120L125 112H127L126 111V108H127V106H125L126 108H125V112H124V109H122V107L124 108V105H127V100H126V98L125 97H123V94L125 93H127L126 91H128V93L130 92V91H133V94H132V97L134 96L135 97V99H137V100H135L134 99V102H138V100H139V103L141 102V104L143 105V107L144 106H146V108H147V106H148V108L150 109H148V111H151L152 109H154L155 108V110L156 111H158V115H159V117H158V115H157V112L155 111V110H152V111H155L156 112V114L154 113V112H152L151 111V114L149 113V115H152V114H154V118H155V120L154 119H152L153 117V115L151 116V119H150V117H148L147 119H148V121L149 120H152V121H149L150 123H152V124H150L148 121L146 122V118L145 119H143L144 121H142V119H140V120H138V118L140 117V118H143V117H141V115H143V111L142 112H138L139 114H140V116H139V114L137 115L138 117H135L134 115V117L135 118H137L136 120H134V119H132L131 120V123L132 122H134V123H136L135 121H137L138 120V122H137V126H138V130L136 131V133L134 134V136H136V137H134V141L137 139V135H140L142 138H144L145 137V135L146 134H149L150 132L148 131V129L149 128H147L149 125H150V127L152 128L153 126L152 125H156V127L155 128H157V127H160V129L164 126L163 124H164V122L163 121H165V120H167V119H165V117L166 116H169V115H171L170 117H171V119L173 120L174 119V116H175V112H171V111H175V110H172L171 108L173 107V106H171L172 105V102L171 101H173V103H175V101L177 100L178 101V103L180 104L181 102L183 103V102H186L187 101V98H184V96L186 97V93H191L192 92V94H191V97H189L190 99H191V101L192 102H190L189 100V102H187L186 104L185 103H181L180 105H177L178 103H177V101H176V106H177V110H180L179 111V113L180 112H182L184 109H186V107H188V106H190V107H188V108H190L189 109V111L187 110H184L185 112H187V113H185L184 111L182 112V113H178L177 114V116H179L178 118H182V122H181V119H177V120H175V121H177V123L179 124H177L176 126H175V124L176 123H174L175 121H173L172 122V120H170V117H167L168 119H169V121H170V123L172 122V124H174V125H171V124H169V121H168V123H166L165 122V126L164 127H167V130H168V128L170 129V128H175L174 130H175V132H176V130H178L179 129V131H181L182 130V128H184V127H186V128H184L182 131H183V133H184V131H186L187 132V136L189 135L188 133H190V131L189 130H185V129H193V128H196V126L197 127H199L198 125H199V123H197V122H199V120H197V118L198 119H200L201 117H203L202 119H206L207 120V117H208V120H215L214 118H209L210 116H212V117H214V116H217V117H219L218 119H216L217 121H219V119L221 120V119H223V120H221L222 122H225L226 121V119H228L229 117L228 116H230V112H229V109L227 110L228 112H223L222 110V112H221V114H223L224 116L223 117H228V118H225V120H224V118L223 117H221L222 115L220 114V106H218L219 104H218V102L220 101V99L222 100V98H219L218 99V101H216L215 103L214 102H210L209 104H213L214 106H212V105H210V106H212V108H214L213 110H212V108L211 107H209L210 109L209 110H211V111H209L208 110V105L209 104H207V107H202V106H199V107H201L200 109L201 110H203V114L201 113V110L199 109V111H197V110H194V109H197V108H199V107H197L196 106V108H195V102L193 103V101H196V100H198V92H200L201 91V93L202 92H205V93H209V94H211V95H213V97H214V94L216 93V94H218V93H220L221 92V90L224 92V93H226L225 94V96L226 97H228V99L225 101V102H227V105L229 104V99H230V96H229V94L233 91L232 89H234L235 91H239V89L241 90V91H239L238 93H239V95H241L242 94V92L244 93V94H251L250 96L247 94V95H245V96H249V97H252L253 96V90H251V88L250 87H253L255 84L254 83H252V81H249L250 79H249V76H247L248 75V73H249V70H250V66L248 67V66H246V65H248L247 63H242V62H240V61H238V62H234V61H230V59H229V57L228 56H225V57H228V58H226V59H224V58H221L222 56V51H223V49L226 47V44H230V39H228V38H221V39H223L224 40V42H225V40H227L225 43L219 38H217V37H219V35H220V31H223V32H225L226 33V31L227 32H230L231 33V26H232V24L234 25V23L235 22H237V21H239L240 19H239V17L237 16V14L239 15L240 13H243V10H245L244 12L245 13H243V14H247V16L248 17H252L253 16V18L254 19H256V20H253V24H259V21L260 20H258L260 17L259 16H261V15H259L260 13H259V11L257 10V9H255L254 11L253 10H246V9H242L241 11L242 12H237V11H234L235 13V15H231V13H233L232 12V10H231V12H229L230 11V8H229V1L228 0H224L223 2H222V6L220 5L221 3V1H219V0H216L218 3H219V6L222 8H220L219 6H218V3L217 2H213ZM242 1H245L244 3H246V4H244ZM250 0H241V5L243 6V5H246V7H249L248 5H250V2H249ZM79 2V1H78ZM159 2V3H158ZM163 4H168V5H164V7L165 6H167L168 8H170V7H172L171 9H170V12L172 11H174L175 9H176V12H169V10H167L166 11V8H165V11L163 10V6H162V3ZM197 2H198V4H197ZM204 2V3H203ZM247 2H249V3H247ZM64 3V4H63ZM76 4V6L74 5H69V4ZM80 3V2H79ZM80 3V5H81V7H79L80 9H84L85 10V8H83V6H82V4L84 5V3H82L81 4ZM94 3H95V5H94ZM183 3V4H182ZM191 3V4H190ZM212 3L214 4V6H212ZM228 3V4H227ZM158 4V5H157ZM176 4V6H175V8H173V6ZM185 4V5H184ZM188 4H189V6H188ZM196 4V5H195ZM203 4V5H202ZM216 4H217V6H216ZM223 4H226L225 5V7H227V8H225L224 6H223ZM65 5L66 7L68 6V7H72L71 9H67L66 7H64V8H60V7H63V6ZM102 5V7H100ZM153 7H152V6ZM161 5V6H160ZM180 5V6H179ZM182 5V6H181ZM198 5V6H197ZM200 5H201V8H199L200 7ZM87 6H91V7H87ZM98 6V5H97ZM179 6V7H178ZM185 6V7H184ZM192 8H191V7ZM73 7H75L74 9H73ZM115 7V8H114ZM182 7V8H181ZM212 7L214 8V7H218L219 8V11L217 12V9L216 8H214V9H212ZM245 7V6H244ZM99 8H101V9H99ZM186 8V10H184ZM198 8V9H197ZM59 9H61V10H59ZM174 9V10H173ZM198 11H197V10ZM227 11H226V10ZM57 10V11H56ZM155 10V11H154ZM161 10H163V11H161ZM202 10H204V11H202ZM214 10V11H213ZM221 10V11H220ZM222 10H225V13H223L224 11H222ZM229 10V11H228ZM79 11V12H78ZM160 11V12H159ZM185 11V12H184ZM247 11V12H246ZM250 11V12H249ZM258 11V12H257ZM54 12V13H55ZM58 12V13H59ZM84 12H82V13H84ZM181 12V13H180ZM197 12H199V14H197ZM249 12V13H248ZM174 13H177V15L176 14H174ZM180 13V14H179ZM222 15H221V14ZM230 13V14H229ZM259 13V14H258ZM156 16H155V15ZM163 14V15H162ZM205 15V17L207 18V22L208 23H206V18L204 17V15ZM215 14L217 15V14H219L220 16V19H221V21H220V19H219V17H215ZM249 14H250V16H249ZM257 14V15H256ZM72 15L75 17H73V19H72ZM203 16L202 18H203V20L199 17L198 18V16ZM224 15V16H223ZM229 15V16H228ZM252 15V16H251ZM100 16V17H101ZM152 16V17H151ZM154 16L156 17V18H154ZM160 16V17H159ZM162 16V17H161ZM233 16H235L234 18H233ZM237 16V17H236ZM256 16V17H255ZM61 17V18H60ZM71 17V18H70ZM150 17H151V19H150ZM168 17V18H167ZM177 17V18H176ZM184 17V18H183ZM214 17H215V19H214ZM259 17V18H258ZM173 18H174V20H173ZM175 18H176V20H175ZM197 18L199 19V20H197ZM209 18V19H208ZM236 18V19H235ZM253 18H251V19H253ZM66 19V20H65ZM71 19H72V21H71ZM74 19H75V21H74ZM92 19V20H91ZM114 19H115V21H114ZM157 21H156V20ZM161 20V22H160V20ZM212 19V20H211ZM227 19V20H226ZM235 19V20H234ZM237 19H239V20H237ZM67 20H70L73 24H74V22L76 23V24H74L75 26H77V24H78V27H75V26H73V27H75L74 29H73V27H72V25H70V24H72V23H70L69 21H67ZM88 21V23L86 24V22ZM91 20V23L89 24V21ZM104 21V23H101V22H103ZM150 20V21H149ZM155 20V21H154ZM169 22H168V21ZM171 20V21H170ZM67 21V22H66ZM84 21L82 20V22L84 23ZM113 21L115 22L114 24L115 25H113ZM173 21H175V23L173 24ZM181 21V22H180ZM203 21L205 22V24L203 23ZM217 21V22H216ZM251 21V23H252V20H250ZM257 23H256V22ZM63 22V23H62ZM64 22H66V23H64ZM69 22V23H68ZM112 22V23H111ZM123 22V23H122ZM147 22H148V24H147ZM157 22H158V24H157ZM168 22V23H167ZM180 22V23H179ZM185 22V23H184ZM220 24H219V23ZM226 22V23H225ZM83 23H82V27H85V25H83ZM109 23H111L112 24V26H113V28H112V26L110 27V26H108V24ZM151 23V24H150ZM167 23V24H166ZM172 23V24H171ZM181 23H183V24H181ZM203 23V24H202ZM216 23H218L219 25L217 26V24ZM221 23H223L225 26H223V24H221ZM64 24L66 25L65 26V28L67 27V28H69L70 29V31L72 30L73 31V33L74 34H71L72 33V31L70 32V31H68L69 29H67V30H65V28H63V26H64ZM70 25V27H68L69 25ZM117 24V25H116ZM170 24H171V27H170ZM179 24V25H178ZM193 24V25H192ZM201 24V25H200ZM68 25V26H67ZM80 25H81V23H80ZM148 25H151V26H153V29L152 28H149L150 26H148ZM164 25V26H163ZM166 25V26H165ZM174 25V26H173ZM180 25H182V26H180ZM187 25V26H186ZM192 25V26H191ZM199 25V27H197ZM203 25V26H202ZM167 26H169L171 29H169V27H167ZM201 26V27H200ZM204 26H205V28H204ZM207 26V27H206ZM216 26H217V28H216ZM221 26V27H220ZM228 26V27H227ZM88 27H90V29L88 28ZM102 27L104 28V30L102 29ZM173 27H175V28H173ZM176 27H177V30H179V31H177L176 30ZM184 27V28H183ZM188 27V28H187ZM193 27V28H192ZM227 28L226 29V31L225 30H222V29H225V28ZM143 28V29H142ZM155 28H156V30H155ZM160 28H162V29H160ZM203 28H204V30H203ZM212 30H211V29ZM219 28H221L220 30H218ZM60 29H61V31H60ZM79 29H81V30H79ZM106 29V30H105ZM110 29V30H111ZM140 29V30H139ZM145 29V30H144ZM147 29H149V30H147ZM185 29H187V30H185ZM198 29H200V30H198ZM208 29V31H206ZM214 29V30H213ZM215 29H216V31H215ZM66 32H65V31ZM115 30V29H114ZM117 30H119V31H117ZM153 30V31H152ZM155 30V31H154ZM158 30V31H157ZM159 30H161V31H159ZM183 30H184V32H183ZM191 30V31H190ZM75 31H77L76 33H75ZM78 31H80L81 33H79V35H80V37L81 38H79V35H77L78 34ZM83 31V32H82ZM92 32V33H90V32ZM108 31V30H107ZM147 31V32H146ZM195 31V32H194ZM206 31V32H205ZM217 31H219V32H217ZM63 32H65V33H63ZM69 32V33H68ZM89 32V33H88ZM104 32V33H103ZM116 32V33H115ZM119 32V33H118ZM159 32V33H158ZM160 32H161V38L159 37V34H160ZM180 32V33H179ZM199 32V33H198ZM203 32V33H202ZM216 32V34H214V33ZM222 32V33H223ZM147 33H148V35H147ZM156 33H158V34H156ZM163 33V34H162ZM176 33V34H175ZM178 33V34H177ZM211 33V34H210ZM225 33H223V35H221V36H225L224 34ZM230 33H228V34H230ZM70 35V36H67V35ZM84 34V35H83ZM85 34L87 35V36H85ZM88 34H92V36H90V35H88ZM153 34H156V35H153ZM167 34V35H166ZM219 34V35H218ZM227 34V33H226ZM73 35H74V37H73ZM111 35H113V34H111ZM141 35V36H140ZM150 35V36H149ZM164 35V36H163ZM76 36H78L77 38H75ZM85 37V39L86 38H88V37H92V39H90V40H88V42L86 43L82 38L83 37ZM124 36V37H123ZM144 36H145V38H144ZM153 36V38H151ZM163 36V37H162ZM185 36H187V37H185ZM189 36V37H188ZM193 36V37H192ZM213 36V37H212ZM215 36H217V37H215ZM67 37H70V38H75L74 39V41L73 42H68V41H71L70 39L68 40L67 39ZM127 37H128V39H127ZM156 37V39H154ZM159 37V38H158ZM168 38V39H166V38ZM178 37V38H177ZM195 37L196 38H198V39H196L195 41H194V39H195ZM200 37V38H199ZM203 37V38H202ZM104 38H100V39H102V40H104ZM113 38V39H114ZM119 38V40L118 41H120L121 39ZM130 38V39H129ZM148 38H151V39H148V42H147V39ZM177 39V40H175V39ZM182 38V39H181ZM187 38V39H186ZM190 38H191V40H190ZM193 38V39H192ZM212 38V39H211ZM80 39V40H79ZM81 39H82V42H81ZM182 41H181V40ZM184 39V40H183ZM204 39V40H203ZM68 40V41H67ZM73 40V39H72ZM92 40H94L95 41V43H94V41H92ZM127 40V41H126ZM129 40H132V41H129ZM150 40V41H149ZM152 40V41H151ZM187 40V41H186ZM203 42H202V41ZM219 40H221V42H223V44H220L218 41ZM79 41V42H78ZM90 41V42H89ZM92 41V42H91ZM107 41H109V40H107ZM123 41H125V42H127V44L126 43H124ZM128 41H129V43H128ZM156 41H158V42H156ZM160 41V42H159ZM74 42H76L75 43V45L77 46V48H78V51H77V48H75L76 46L75 45H73L74 44ZM85 42V44H87V46H90V44L92 43H94L93 45H91L90 47L92 48V46L95 48V50H97L96 52L95 51H93L94 49H92V51H91V55L90 54H88L87 55V53H81L82 51H86V50H89L90 51V47H87L88 49H86V47H85V49L86 50H83L82 49V51H81V48H84V47H82V46H85V44H83L82 46L80 45L81 43H84ZM105 42V43H104ZM112 42H110V43H112ZM123 42V43H122ZM131 42V43H130ZM138 42V43H137ZM164 42H165V44H164ZM176 42V43H175ZM208 42H209V45H208ZM80 43V44H79ZM102 43H103V46H102ZM163 45H162V44ZM178 43V44H177ZM189 43V44H188ZM68 44H71V45H68ZM123 44V45H122ZM124 44H126L127 45V47L128 48H130V49H128V48H126L125 46L126 45H124ZM129 44V45H128ZM131 44H133L132 45V47H131ZM141 44V45H140ZM173 44V45H172ZM177 44V45H176ZM193 46H192V45ZM198 44V45H197ZM206 46V48H205V46ZM219 44L220 45H222V48L219 46ZM78 45H80V47H78ZM119 45H121L120 47H119ZM153 45V46H152ZM165 45V46H164ZM172 45V46H171ZM221 48V53L219 52L220 50H219V47ZM66 46V47H65ZM72 46H74V47H72ZM145 46V47H144ZM156 46V47H155ZM178 47V49H176V48H173V47ZM202 46V47H201ZM228 46V45H227ZM230 46V45H229ZM70 47H72V49L70 48ZM144 47V48H143ZM163 47V48H162ZM164 47H166V48H164ZM198 47V48H197ZM113 49V51H112V49ZM126 48V49H125ZM218 48V49H217ZM76 49V50H75ZM80 49V50H79ZM134 49V50H133ZM149 49V50H148ZM157 49H158V51H157ZM165 49V50H164ZM188 49V50H187ZM200 49H203L204 51H205V54H204V52H203V54H202V52L200 51ZM107 51V52H109L110 53V51ZM128 51V53L130 54H128L127 52H125V51ZM159 50L160 51H162V57H164L163 58V61L159 58L160 57V55H161V53L159 52ZM176 50V51H175ZM192 50V51H191ZM193 50H196V51H198V53L196 52H193ZM217 50V51H216ZM73 51V52H72ZM79 51H81V52H79ZM145 51V52H144ZM189 51H191V52H193V53H195V55L196 56H198V57H195V55L193 54L192 55V53L191 52H189ZM77 52V53H76ZM87 52V51H86ZM122 52V53H121ZM140 52V53H139ZM213 52V53H212ZM215 52H219L217 55H218V57L215 55ZM79 53H81V55L79 54ZM89 53V52H88ZM126 53H127V56H126ZM144 53V54H143ZM148 53H149V55H148ZM165 53H166V55L167 56H165ZM207 53V54H206ZM209 53H210V55H212L211 57H210V55H209ZM77 54V55H76ZM125 54V55H124ZM155 54V55H154ZM160 54V55H159ZM214 54V55H213ZM219 54H221V55H219ZM64 55V56H63ZM76 56V58H74L75 56ZM84 55V56H83ZM120 55V56H119ZM122 55V56H121ZM132 57V60H134L133 61V64H132V62L130 61L131 59H130V57ZM139 55H140V57H139ZM201 55V56H200ZM114 56H116V57H114ZM145 56H147V57H145ZM154 58H153V57ZM214 56V57H213ZM123 57V58H122ZM127 59H126V58ZM129 57V58H128ZM178 57V58H177ZM188 57H191L192 59H193V57L195 58V60L193 59V60H191V58H188ZM208 57V58H207ZM212 57H213V59H212ZM121 60H120V59ZM142 58V59H141ZM151 58H153L154 60H156V61H154L153 59H151ZM156 58V59H155ZM180 58V59H179ZM185 60H184V59ZM215 58H218L219 60H215ZM221 58V59H220ZM70 59V60H69ZM93 59V60H94ZM101 59V60H100ZM130 59V60H129ZM175 59H177V61L175 60ZM183 59V60H182ZM188 59V60H187ZM199 59V60H198ZM222 59L223 60H226V61H222ZM67 60V61H66ZM129 63V61H130V65L126 62V61ZM129 60V61H128ZM136 60H138V61H136ZM189 60H190V62H189ZM10 61H11V63H12V61L14 62V60H9L8 61V64L10 65L11 63H10ZM64 61V62H63ZM66 61V62H65ZM101 61V62H100ZM110 61V62H109ZM122 61H124L123 63H122ZM152 61V62H151ZM178 61H180V62H178ZM181 61L183 62V64H181ZM187 61H188V63H187ZM193 61V62H192ZM196 61V62H195ZM197 61H199L198 63H197ZM201 61V62H200ZM257 61V60H256ZM85 62H87V63H85ZM93 62H95V64H93ZM134 62H137V63H134ZM141 62V63H140ZM154 62V63H153ZM161 62V65H159V63ZM195 62V63H194ZM232 62V63H231ZM16 63H17V61L15 60V62L14 63H12V64H15L16 65ZM69 63V64H68ZM98 63H100V64H102L103 66L102 67H100V71H96L98 68H99V66H101L100 64H99V66H98ZM121 64V66H119L120 64ZM126 63V64H125ZM139 63V64H138ZM143 63V64H142ZM146 63V64H145ZM158 63V64H157ZM177 63H178V65H177ZM186 63V64H185ZM191 63H194V67L192 68V64L190 65ZM199 64L198 66H197V64ZM207 63V64H206ZM211 63V64H210ZM239 65H238V64ZM240 63H242V64H240ZM252 63H253V61H252ZM1 64V63H0ZM11 64V66H13ZM76 64V65H75ZM91 64H92V66L93 67H95V65H96V68H92V66H91ZM109 64V65H110ZM149 64V65H148ZM188 64V65H187ZM205 64V65H204ZM211 65V67H210V65ZM221 64V65H220ZM224 64V66H223V70H222V65ZM232 64V65H231ZM244 64V65H243ZM2 65V64H1ZM1 65H0V71L2 70L1 69ZM65 65V64H64ZM127 65V67H125ZM139 65H141V66H139ZM202 65H204V67H202ZM207 65H209V66H207ZM234 65V66H233ZM236 65H237V67H236ZM242 65V66H241ZM107 66H108V64H107ZM106 66V68H109L110 66H108L107 67ZM122 66L124 67V69L122 68ZM135 66V67H134ZM145 66V67H144ZM152 66V67H151ZM158 66V67H157ZM159 66H161L163 69H161V67H159ZM182 66H184V67H182ZM205 66H207L209 69H205ZM221 66V67H220ZM67 67V68H66ZM92 68V69H94V71H91V69L88 71V70H86L87 68ZM122 69H121V68ZM183 69H182V68ZM187 67H188V69H187ZM206 67V68H207ZM245 67V68H244ZM86 68V69H85ZM127 68V69H128ZM138 68H139V71H137L138 70ZM219 68V70L217 71L216 69H218ZM249 68V69H248ZM67 69L68 70H70V71H67ZM96 69V70H95ZM103 69V68H102ZM104 69H105V67H104ZM103 69V70H104ZM125 70V72H127L128 70H130V69H128V70ZM186 69V70H185ZM199 69V70H198ZM211 69V70H210ZM214 69L216 70V71H214ZM238 69H239V71H238ZM241 69V70H240ZM247 69V70H246ZM99 70V69H98ZM121 70V71H120ZM123 70V71H122ZM132 70H130V71H132ZM141 70V71H140ZM161 70V71H160ZM185 70V71H184ZM188 70V71H187ZM192 70V71H191ZM203 70V71H202ZM207 70L208 71H210V72H207ZM243 70H246V71H243ZM86 71H87V73L89 74V77H85L86 76ZM175 71V72H174ZM213 71V72H212ZM223 71V72H222ZM143 72H144V74H143ZM148 72V73H147ZM160 72V73H159ZM171 72V73H170ZM184 72V73H183ZM221 72V73H220ZM245 72L247 73V74H245ZM8 73H9V70H8ZM61 73V74H62ZM69 73V74H68ZM94 73V78H93V80H95L96 81V74ZM131 73V72H130ZM195 73H197V74H195ZM210 73V74H209ZM87 74V75H88ZM149 74V76H147ZM153 75V76H150V75ZM156 74V75H155ZM163 74V75H162ZM191 74H193V75H191ZM64 75V74H63ZM78 77H77V76ZM141 75V76H140ZM158 75H162L163 77L161 78L160 76H158ZM169 76V77H167V76ZM171 75H173V76H171ZM183 75V76H182ZM188 75V76H187ZM246 75V76H245ZM145 77V79H144V77ZM157 76V77H156ZM165 76V77H164ZM196 76V77H195ZM211 76V77H210ZM9 77V76H8ZM69 77V76H68ZM77 77V78H76ZM142 78V80L143 81H141V78ZM148 77V78H147ZM152 77H153V79H152ZM246 77H248L247 79H246ZM92 78V77H91ZM155 78H156V80H155ZM177 78V79H176ZM192 78H193V80H192ZM195 78V79H194ZM206 78V79H205ZM79 79V80H78ZM86 79H87V81H86ZM136 79H138L139 81L137 82V80ZM149 79V80H148ZM162 79V80H161ZM164 79V80H163ZM169 79V80H168ZM246 79V80H245ZM249 79V80H248ZM93 80H92V83H94L95 84V81L93 82ZM145 80V81H144ZM152 82H151V81ZM200 80V81H199ZM77 81H79L78 83L79 84H82V86L80 85V86H78L79 84L77 83ZM80 81H84V84H83V82H81L80 83ZM87 83H86V82ZM165 81H166V83H165ZM141 82V83H140ZM149 82V83H148ZM160 82V83H159ZM162 82H164V83H162ZM188 82V83H187ZM206 82V83H205ZM245 82H247L248 84H250V85H248L247 83V85L249 86V88H248V86H246V88H248L247 89V91H246V88H245V85H244V83ZM250 82V83H249ZM86 83V84H85ZM92 83H89L90 85H87L86 87H91V84ZM122 83H124L126 86H131V87H133V88H131V87H127L126 89H128V90H126L125 89V86H124V84H122ZM156 83V84H155ZM129 84V83H128ZM144 84V85H143ZM160 84V85H159ZM175 84V85H174ZM192 84V85H191ZM208 84V85H207ZM225 86H224V85ZM241 84H243L244 85V88H245V91L243 90L242 91V89L241 88H243V85L241 86ZM93 85V84H92ZM165 85H167V86H165ZM190 85V86H189ZM222 85V86H221ZM237 85H239V87L240 88H236L237 87ZM94 86V85H93ZM147 86V87H146ZM149 86V87H148ZM151 86V87H150ZM157 86H159V87H157ZM165 88H164V87ZM169 86V87H168ZM191 86H193V87H191ZM202 86V87H201ZM220 86V87H219ZM236 86V87H235ZM122 87L124 88V90L122 89ZM135 87V88H134ZM141 87H145L146 89H144V88H142V91H141ZM191 87V88H190ZM206 87V88H205ZM235 87V88H234ZM94 88H95V86H94ZM160 88V89H159ZM188 88H190V90L188 89ZM194 88H195V90H194ZM205 89V91H203L204 89ZM219 88V89H218ZM129 89H132V90H129ZM137 89V90H136ZM139 89H140V91H139ZM148 89V90H147ZM154 89V90H153ZM156 89V90H155ZM159 89V90H158ZM164 89V90H163ZM165 89H167V90H169V91H167V90H165ZM179 89V90H178ZM187 89V90H186ZM193 89V90H192ZM196 89H197V91H196ZM200 91H199V90ZM213 89V90H212ZM221 89V90H220ZM224 89H226V90H224ZM237 89V90H236ZM124 91V93L121 95V93H120V91ZM151 90H152V92H151ZM157 90H158V92H157ZM174 90V91H173ZM231 90V91H230ZM148 91V92H147ZM149 91H150V93H149ZM154 91V92H153ZM160 91V92H159ZM162 91V92H161ZM165 91V92H164ZM187 91V92H186ZM188 91H190V92H188ZM194 91H196L197 92V94H194ZM211 91H213L214 93H211ZM215 91H217V92H215ZM249 91V92H248ZM0 92H1V94L0 95H2V93H3V91H1L0 90ZM75 92H73V94L75 93ZM81 92H83V93H81ZM167 92V93H166ZM170 92V93H169ZM195 92V93H196ZM13 93V92H12ZM118 93V94H117ZM127 93V94H128ZM135 93V94H134ZM136 93H138V94H136ZM141 93V94H140ZM145 93V94H144ZM153 93V94H152ZM159 93V94H158ZM161 93H163V94H161ZM172 93V94H171ZM241 93V94H240ZM16 94V95H15ZM82 94V96H80ZM144 94V95H143ZM148 94H150L149 95V97H148ZM156 94V95H155ZM164 94H166V95H164ZM168 94V95H167ZM170 94V95H169ZM186 94V95H185ZM196 95L195 97V99H194V95ZM216 94H215V97H217L216 96ZM244 94H242L241 96H244ZM146 95V96H145ZM152 95L154 96V97H152ZM158 95H160V96H158ZM172 95H173V97H174V99H171L170 100V98H173L172 97ZM181 95H183V98L184 99H182V96ZM193 95V96H192ZM6 95L4 94V97H5ZM13 96L16 98H14V97H12V98H14L15 100L13 101V99H11L13 102H15L14 104H13V107L14 108H16L17 109V111H18V108L19 107H17L16 105H20V100L21 99H18L19 98V96H18V93H13ZM114 96V97H113ZM144 96V97H143ZM165 96V97H164ZM170 96V97H169ZM188 96V95H187ZM224 96V97H225ZM2 96H0V98H1ZM89 97V96H88ZM141 97V98H140ZM159 97V98H158ZM164 97V98H163ZM166 97H168V98H166ZM177 97V98H176ZM3 98V97H2ZM120 98V99H119ZM121 98H125V100L124 99H121ZM147 100H149V101H146V99ZM152 98V99H151ZM155 98H157V99H155ZM161 98H163V101H162V99ZM188 98V99H189ZM70 99V98H69ZM103 99V98H102ZM119 99V100H118ZM142 99V100H141ZM154 99V100H153ZM166 99H167V101H166ZM193 99V100H192ZM224 99H226V98H224ZM244 101H243V100ZM9 101V99H6L5 100V98H4V100H1L0 99V103L2 104L3 103V101H4V103L6 104V105H4V104H0L1 106H4L3 107V109L4 108H6V106H8V105H10L11 104V101H10V104H9V102H8V105H7V103H6V101ZM18 102H17V101ZM93 100V102L91 103V101ZM114 100H116V102L114 101ZM155 100H157V101H155ZM159 100H161L162 101V103L161 102H159ZM181 100V101H180ZM183 100V101H182ZM185 100V101H184ZM216 100H217V98H216ZM245 97H243V98H240V101L241 102H245ZM2 101V102H1ZM84 101V100H83ZM121 101V102H120ZM148 102V103H150L149 105H146V104H148V103H145L144 104V102ZM152 101H154V102H152ZM199 101V100H198ZM197 101V102H198ZM12 102V103H13ZM21 102H22V100H21ZM99 102V103H98ZM123 102H125V103H123ZM16 103H19V104H16ZM73 103V102H72ZM82 103V104H81ZM87 103V104H86ZM120 103H123V105H121ZM152 103V104H151ZM167 103V104H166ZM169 103H171V104H169ZM193 103V104H192ZM216 103H217V105H216ZM94 104V105H93ZM96 104H98V105H96ZM157 104H159V106L161 107H164V109L165 110H167V111H165V110H163V111H161L163 108H160ZM162 104V105H161ZM170 105L171 107H169V106H167V105ZM116 105H118V106H116ZM120 105L122 106L121 107V109H120ZM155 105V106H154ZM164 105V106H163ZM181 105H182V108L183 107H185V108H183V110L181 111ZM185 105V106H184ZM192 105H194V107L192 106ZM0 106V107H1ZM109 106L112 108V107H117V108H119V111L120 110H122V112L120 111V117H118L119 115H117L118 113H119V111L117 112V114H116V112H115V114H113L112 112H110L112 109L111 108H109ZM153 106V107H152ZM206 106V105H205ZM216 106H217V108H219V109H217L216 108ZM10 107H12V105H10ZM12 107V108H13ZM191 107H193L194 109H191ZM228 107H229V105H228ZM68 108V109H67ZM116 108V109H117ZM168 108V109H167ZM169 108L171 109V111H169L168 112V110H169ZM179 108V109H178ZM187 108V109H188ZM203 108V109H202ZM259 108V107H258ZM264 106H261L260 107V110H259V112L260 111H262V112H260V117H263L264 116ZM55 109V110H54ZM87 109V110H86ZM96 109H94V110H96ZM144 109H145V107H144ZM159 109V110H158ZM174 109V108H173ZM93 110V109H92ZM105 110H104V112H105ZM110 110V111H109ZM114 110V109H113ZM112 110V111H113ZM195 112H194V111ZM216 110V111H215ZM44 111V112H43ZM46 111V112H45ZM115 111V110H114ZM136 112H137V110H135ZM134 111V112H135ZM145 111V110H144ZM148 111H146L145 113H147ZM165 111V112H164ZM197 111V112H196ZM205 111H208V113L206 112L205 113ZM83 112H87L86 113V116H84L85 115V113L84 114H82ZM108 112H110V113H108ZM133 112V113H134ZM136 112H135V114H136ZM162 112H164V113H167V115L166 116H164V118L162 117V115L164 114V113H162ZM171 112V113H170ZM202 114V115H204V116H202L200 113ZM211 112H213V113H211ZM114 115H112V114ZM160 113V114H159ZM224 113H227V115L228 116H226V114H224ZM110 114V115H109ZM126 114V113H125ZM162 114V115H161ZM188 114H189V116H191V117H189L190 118V120H189V118H187L188 117ZM213 114V115H212ZM243 114H245V115H242L241 116V118L243 119L244 117L246 118H250V119H252L253 121H255V126H256V124L259 126L258 128H259V131L261 132V133H264V122H263V120H264V118H262L261 120H260V123H258L259 121L256 119V117H254L253 115H255V114H247L246 115V113H243ZM262 114V115H261ZM39 115V116H40ZM47 115V116H46ZM127 115V114H126ZM126 115H125V117H121L123 120L125 119V118H127L126 117ZM155 115H157L156 117L159 119V118H161L163 121V123L162 122H159V121H161V120H157V118L155 117ZM183 115V116H182ZM185 115V116H184ZM192 115H193V117L194 116H196L195 118H193V119H195V120H193L192 119ZM199 115L201 116V117H199ZM210 115V116H209ZM221 115V116H220ZM82 116V117H81ZM116 116L118 117L117 119H116ZM124 116V115H123ZM128 116V115H127ZM161 116V117H160ZM181 116V117H180ZM244 116V117H243ZM253 116V117H252ZM85 117H87V118H85ZM113 117L115 118V120L113 119ZM173 117V118H172ZM185 117V118H184ZM221 117V118H220ZM60 118V119H59ZM129 118L130 117H128V120H129ZM131 118H133V117H131ZM187 118V119H186ZM244 118V120H246ZM45 119V120H44ZM71 119V120H70ZM96 119H99V122H100V119L102 120L101 122L102 123H100L99 125H97L96 127H93L95 124H97L98 122H96L97 120ZM165 119V120H164ZM60 120V121H59ZM121 120V119H120ZM134 120V121H133ZM186 121L187 123H189L190 124V126L191 127H193V128H191L190 126H189V128H188V124H186L184 121ZM191 120H193L194 121V123L192 122L191 123ZM258 122H257V121ZM91 121V122H90ZM122 121V120H121ZM158 121V122H157ZM190 121V122H189ZM82 122H83V124H84V126L85 127H83V124H82ZM86 122H88L89 124H86ZM96 122V123H95ZM123 122V121H122ZM124 122H127V119H126V121L124 120ZM144 122H146L147 123V125H143V123ZM257 122V123H256ZM261 122H263V126L261 127ZM91 123H93V126H91L92 124ZM116 123H113L114 125L116 124ZM133 123V124H134ZM145 123V124H146ZM149 123V124H148ZM158 123H160V124H158ZM183 123V124H182ZM197 123V124H196ZM80 124H81V126H80ZM91 124V125H90ZM132 124V125H133ZM163 126H162V125ZM168 124V125H167ZM184 124H186V125H184ZM86 125H90L89 127H90V129H89V127L88 126H86ZM102 125H104V124H102ZM102 125H100L99 127L101 128L102 127ZM158 125V126H157ZM160 125V126H159ZM181 125H184V126H181ZM192 125H195V126H192ZM137 126L134 124L133 125V128H135V130H136V128H137ZM145 128H144V127ZM169 126V127H168ZM61 127V128H60ZM81 129H79V128ZM153 127V128H154ZM179 127V128H178ZM257 127V126H256ZM98 128V127H97ZM173 128L172 129H170L171 131H173ZM178 128V129H177ZM261 128V129H260ZM72 129H73V131H72ZM75 129V130H74ZM77 129V130H76ZM80 131H79V130ZM94 131H93V130ZM147 129V130H146ZM160 129H156V130H158L157 132H154L153 130H155V129H152L151 130V132L152 133H150L149 134V136L148 135H146V139H147V137H149L148 139L150 140L151 138H153V140L156 138L157 140H159V139H162L163 141H161V140H159V141H157L156 139V141L153 143L152 142V140L150 141V145L152 146V147H150V145H148V147H146L147 145H143V144H141V143H143L142 142V140H137V141H139L140 142V144H138V142H136V143H134L135 145L136 144H138V145H136V146H138V147H136V150H133V151H135V152H133V153H135L134 155H137L136 154V151L138 150V152L137 153H140L141 151V149H140V147H141V145H143V146H145V147H142V148H145V150H143V151H145L144 153H143V151L140 153V154H142V157L140 158H138V159H141V160H143V162L145 163H143L142 164V161L141 160H138L137 161V164H136V161H135V164L137 165V166H135V167H138L139 166V164H140V162L139 161H141V166L142 167H140V170L143 172V173H150L149 174V177L152 179L151 180V182H157L156 181V179L157 180H159V182H160V180H161V178H163V176H164V172L162 173L163 175H161L160 177L158 176V175H160L161 173H160V171L163 169V166H162V169L160 170V171H158V167H161L160 165H164V166H166V167H174V165L177 167V168H179L181 165V163L180 162H182V164H183V161L182 160H180V159H178L177 157H176V152H177V150H175V151H173V150H171V148L172 149H174L171 145H172V142L173 141H175L176 139H171V138H169V144H164V142L166 141L165 139L167 138L168 139V137L167 136H165L166 134H168V133H166V131H165V133L164 132H162V134H161V130ZM181 129V130H180ZM59 130V131H58ZM90 130V131H89ZM155 130V131H156ZM169 130V132H171ZM194 130V129H193ZM263 132H262V131ZM49 131V132H48ZM162 131H164L163 129H162ZM179 131L177 132V134L179 133ZM198 131H199V128H198ZM253 131H255V129H253ZM62 132V133H61ZM71 132V133H70ZM73 132V133H72ZM133 132H135L134 131V129H133ZM137 132H139L138 134H137ZM147 132V133H146ZM149 132V133H148ZM168 132V131H167ZM185 132V133H186ZM64 133V134H63ZM95 133V134H94ZM153 133H155V135L153 134ZM163 133L165 134V135H163ZM182 133V132H181ZM66 134V135H65ZM137 134V135H136ZM157 134V135H156ZM170 134V133H169ZM172 132H171V134H170V137H173V138H175L174 136H176V135H174V136H172ZM69 135H70V137H69ZM89 135V136H88ZM151 135V136H150ZM159 135H161V136H159ZM163 135V136H162ZM182 135V134H181ZM185 134H183V136H184ZM185 135V136H186ZM64 136V137H63ZM72 136H74V137H72ZM139 136V137H140ZM152 136H154V137H152ZM158 138H157V137ZM165 136V137H164ZM177 136H180V133H179V135H177ZM177 136H176V138H177ZM186 136V137H187ZM231 136V135H230ZM54 137V138H55ZM59 137V136H58ZM140 137V138H141ZM151 137V138H150ZM161 137V138H160ZM181 137V136H180ZM136 138V139H135ZM139 138V139H140ZM145 138H144V140L143 141H145ZM181 138H184V137H181ZM232 138V137H231ZM170 139L172 140L171 141V143H170ZM165 140V141H164ZM232 140H233V138H232ZM234 140H236V139H234ZM240 139H237V141H239ZM29 141H31V139H29ZM91 141H92V143H91ZM95 141V142H94ZM160 141H161V143H160ZM157 142V143H156ZM159 142V143H158ZM168 142V141H167ZM27 143V142H26ZM32 144V145H34V143L33 142H29V144ZM162 143H163V145H162ZM183 143H186V142H183ZM263 143V146H264V141H261V144ZM28 144V143H27ZM81 144V145H80ZM104 144V143H103ZM159 144L161 145V147L163 148V146L164 145H170V150H171V152L172 153H175V155L173 154L172 155V153H171V155L169 154V151H167V153H166V151L164 152V154H163V152H160L159 150ZM93 145V146H92ZM95 145V146H94ZM97 145V146H96ZM134 145V146H135ZM140 145V146H139ZM167 146V147H168ZM204 146H206L205 144H204ZM262 146V145H261ZM87 147H89V148H87ZM106 147V146H105ZM111 147V146H110ZM160 147V148H161ZM97 148V149H96ZM114 149V147H111V149ZM135 148V147H134ZM138 148V149H137ZM153 148H154V150H153ZM169 148V147H168ZM62 149H64V150H62ZM65 149H66V151H67V153H66V151H65ZM93 149V150H92ZM105 149V148H104ZM112 149V151H114ZM159 149V150H158ZM263 149V151H262V155H263V161H264V147L262 148ZM98 150V151H97ZM106 150L108 151V149H107V147H106ZM106 150H104L106 153H108ZM148 150H150V151H148ZM101 151V152H100ZM140 151V152H139ZM157 153H156V152ZM94 152V153H93ZM96 152V153H95ZM154 152V153H153ZM106 153H104V154H106ZM66 154H68V156L66 155ZM109 154V153H108ZM145 154V155H144ZM76 155V156H75ZM107 155V154H106ZM105 155V156H106ZM143 155H144V157H143ZM151 155V156H150ZM157 155V156H156ZM160 155V156H159ZM169 155L170 156H174L172 159H170V161L168 162L167 161V159L169 158ZM2 156H4V155H1L0 154V164L3 162V160L5 161V160H8V157H2ZM65 156H67L69 159H67V157L65 158ZM141 156V155H140ZM111 157V156H110ZM149 157H151V159L149 158ZM154 157H159V159L158 158H155L156 160H154ZM6 158V159H5ZM72 158V159H71ZM94 158V159H93ZM98 158V159H97ZM135 158H137V156H135ZM143 158V159H142ZM147 158H149V159H147ZM78 159V160H77ZM91 159V160H90ZM158 159V160H157ZM160 159H162V161L160 160ZM95 160V161H94ZM99 160V161H98ZM102 160V161H101ZM147 160H149L148 162H147ZM152 160H153V162H152ZM154 161H156V162H154ZM168 162V164L170 163L171 165H173V161L176 163V164H174L173 166H168V165H165V164H162V163H164V162ZM59 162V163H58ZM70 162V163H69ZM139 162V163H138ZM152 162V163H151ZM157 162L158 163H160V165L159 164H157ZM165 162V163H166ZM177 162H178V164L179 165H177ZM61 163V164H60ZM75 163V164H74ZM93 163V164H92ZM111 163V164H110ZM150 163H151V165H152V167H154L153 169H152V167H151V165H150ZM104 164V165H103ZM148 164V165H147ZM155 164H157V165H155ZM167 164V163H166ZM108 167H107V166ZM147 165V166H146ZM65 168H64V167ZM79 166V167H78ZM82 166V167H81ZM149 166V167H148ZM158 166V167H157ZM179 166V167H178ZM150 169H148V168ZM157 167V168H156ZM51 168H53V169H51ZM82 168V169H81ZM98 168V169H97ZM147 168V169H146ZM211 167H208L207 168V170L209 171V172H213V170L212 169H210ZM0 169H1V166H0ZM108 169V170H107ZM146 169V170H145ZM258 170L256 171V172H264V162H262V164L257 168ZM25 170V169H24ZM23 169H22V171H24ZM64 170V171H63ZM96 170V171H95ZM138 171V169L137 168H135V170H134V172L135 171ZM6 171H8L7 173L8 174H6ZM26 171H27V169H26ZM26 171H24V173L26 172ZM76 173H75V172ZM98 171V173H96ZM136 171V172H137ZM140 171V172H141ZM147 171V172H146ZM152 171L154 172L155 171V173H153L154 174V176L152 175L151 176V173H152ZM156 171H158L159 173H158V175H156L157 177H159V178H157V177H155V174H157L156 173ZM163 171V170H162ZM100 172V173H99ZM232 172H234V170L232 169ZM236 172H238V171H236ZM15 174L13 177H12V175H10V174ZM65 173V174H64ZM82 175H81V174ZM93 173V174H92ZM58 174V175H57ZM73 174V175H72ZM80 174V175H79ZM102 174V175H101ZM17 175V176H16ZM71 175V176H70ZM100 175V176H99ZM104 175V176H103ZM92 176V177H91ZM16 177V178H15ZM69 177V178H68ZM73 177V178H72ZM80 177V178H79ZM155 177V178H154ZM64 178V179H63ZM66 178V179H65ZM102 178V179H101ZM153 178L155 179L154 181H153ZM17 179V180H16ZM73 179V180H72ZM76 181H75V180ZM88 179V180H87ZM5 180V179H4ZM48 180V181H47ZM69 180H70V182H69ZM87 181V182H86ZM107 181V182H106ZM55 182V185L53 184ZM67 182V183H66ZM74 182V183H73ZM158 182V183H159ZM69 183H72V184H70L69 185ZM101 183V184H100ZM154 183V184H155ZM157 183V184H158ZM83 184V185H82ZM103 184V185H102ZM69 185V186H68ZM82 185V186H81ZM97 185V186H96ZM160 185L162 186V182L160 183ZM58 186V187H57ZM72 186V187H71ZM102 186V187H101ZM105 186V187H104ZM163 186H164V184H163ZM64 187V188H63ZM86 187V188H85ZM107 187V188H106ZM49 188H50V190H49ZM69 188V189H68ZM78 188V189H77ZM83 188V189H82ZM53 189V190H52ZM77 189V190H76ZM73 190V191H72ZM65 191V192H64ZM98 191H100V192H98ZM106 191H107V193H106ZM68 192V193H67ZM104 192V193H103ZM43 193V194H44ZM72 193H73V195H72ZM100 193V194H99ZM95 194V195H94ZM164 194V193H163ZM165 195V194H164ZM65 196V197H64ZM73 198H72V197ZM102 196V197H101ZM105 196V197H104ZM163 196V195H162ZM15 197V196H14ZM56 197V198H55ZM104 197V198H103ZM55 198V199H54ZM74 198H76V199H74ZM98 198V199H97ZM106 198V199H105ZM60 199V200H59ZM65 200V201H64ZM73 200V201H72ZM81 200V201H80ZM12 201H14V203H17V198L15 197ZM71 201V202H70ZM77 201V202H76ZM84 201V202H83ZM70 202V203H69ZM102 202H104V203H102ZM76 205H75V204ZM100 203V204H99ZM53 204V205H52ZM80 206H79V205ZM51 205L53 206V207H51ZM70 205V206H69ZM72 205V206H71ZM75 205V206H74ZM82 205V206H81ZM50 208H49V207ZM103 206V207H102ZM81 207H82V209H81ZM86 207V208H85ZM109 207V208H108ZM49 210H48V209ZM77 208V209H76ZM101 208V209H100ZM161 207H159V209H158V211L160 210V212L162 211V213H164V209H160ZM86 209V210H85ZM52 210V211H51ZM61 210V211H60ZM98 210V211H97ZM50 211V212H49ZM56 211V212H55ZM78 211V212H77ZM83 211V212H82ZM108 211V212H107ZM52 212H54L53 214L54 215H52V217H49L50 216V214H52ZM92 212V213H91ZM50 213V214H49ZM56 213V214H55ZM94 213V214H93ZM98 213H99V215H98ZM159 213V212H158ZM162 213H160L159 214V217H162V215H164V214H162ZM59 214V215H58ZM65 214V215H64ZM77 214V215H76ZM90 214V215H89ZM92 214V215H91ZM96 214V215H95ZM162 214V215H161ZM88 215V216H87ZM54 216H57V218H58V221L57 222H55V219H53L54 218ZM87 217V218H85V217ZM100 216V217H99ZM37 217H38V219H37ZM100 219H99V218ZM103 217V218H102ZM32 218V219H31ZM36 218V219H35ZM41 218H42V220H41ZM79 218V219H78ZM90 218V219H89ZM102 218V219H101ZM86 219H88V220H86ZM53 220V221H52ZM82 221V222H80V221ZM106 220V221H105ZM5 221V222H4ZM42 221V222H41ZM109 221V222H108ZM48 222H49V224H48ZM88 222H91V223H88ZM9 223V225H7V224ZM56 223V224H55ZM79 223V224H78ZM85 226V228H87L86 230H85V233H83V231H82V224ZM100 223V224H99ZM104 223V224H103ZM32 224V225H31ZM43 224V225H42ZM46 224H48V225H46ZM58 224V225H57ZM80 224H81V227H80ZM95 224V225H94ZM98 224V225H97ZM103 224V225H102ZM136 224H138L137 222H136ZM10 225H11V228H9L10 227ZM19 225V226H18ZM27 225V226H26ZM53 225V226H52ZM4 226V227H3ZM6 226H9L8 228L6 227ZM22 226V227H21ZM91 226V227H90ZM96 228H95V227ZM101 226H103V227H101ZM16 229H15V228ZM19 227V228H18ZM53 227V228H52ZM64 227V228H63ZM98 227H100V229L98 228ZM22 228V229H21ZM52 228V229H51ZM66 228V229H65ZM78 228V229H77ZM106 229V230H104V229ZM51 229V230H50ZM76 230L78 231L77 233H76ZM101 230H103V232L101 231ZM108 230V231H107ZM136 230H138V228L136 229ZM18 233H17V232ZM63 231V232H62ZM79 231H81L80 233H79ZM107 231V232H106ZM14 232H16V234H14ZM53 232V233H52ZM58 232V233H57ZM89 232V233H88ZM10 233V234H9ZM104 233H106V234H104ZM223 233H227V231H223ZM83 234H85V235H83ZM90 234V235H89ZM104 234V235H103ZM94 235V236H93ZM102 235H103V237H102ZM106 235V236H105ZM17 236V237H16ZM69 236H71V237H69ZM138 236V235H137ZM12 237V238H11ZM74 237H72V240L74 239ZM150 237V236H149ZM75 238H77V237H75ZM90 238H88V240L90 239ZM137 238H139L138 240H136V242L138 241L139 242V244L141 245H139L140 246V249H141V251H142V257H143V260L141 261L142 263L141 264H176V262H178V257H175L174 258V256H173V254H171L170 252H172V250L170 249L169 250V247L171 248L172 246H168V242H170L171 243V241H168V240H164L163 241V239L161 238L160 239V236H158L157 238L156 237H150V238H148V237H146V238H142V237H140V236H138ZM136 238V239H137ZM141 238V239H140ZM153 238V239H152ZM156 238V239H155ZM27 239V240H26ZM70 239V240H69ZM148 239H150V240H147ZM161 240V242H160V240ZM155 240H157L156 242H155ZM69 241H70V243H69ZM95 241H96V239H95ZM141 241V242H140ZM155 243H154V242ZM159 241V243H157ZM149 242V243H148ZM164 242V243H163ZM88 243H87V245H88ZM150 244V245H148V244ZM151 243L153 244V245H151ZM161 244H165V245H161ZM27 245V246H26ZM32 245H34V246H32ZM148 245V246H147ZM170 245V244H169ZM71 246V247H70ZM155 247V250L153 249V247ZM69 247V248H68ZM148 247L150 248V247H152L151 248V250L149 249L148 250ZM158 247H159V249H158ZM163 247V248H162ZM254 247V250L253 249H251V248H253ZM88 248H89V245H88ZM165 248H168V249H165ZM250 248V249H249ZM249 248H247V250H248V252H250V253H255V252H264V246L262 247V246H256V245H251V246H249ZM26 249V250H25ZM70 249V250H71ZM99 249V248H98ZM139 249V250H140ZM153 249V250H152ZM164 249V250H163ZM174 249H175V247H174ZM19 250V251H18ZM21 250H22V252H21ZM23 250H25L26 252H23ZM28 250V251H27ZM60 250V251H59ZM90 250V249H89ZM138 250V251H139ZM102 251H103V253H102ZM141 251H140V253H141ZM149 252V255H148V252ZM161 251V252H160ZM168 251H169V254H168ZM18 253H20L21 254V258H20V256H18L19 258H18V261L17 260H14V259H17V258H15V254H18ZM24 253H27L26 254V256H25V254ZM81 253V254H80ZM139 253V254H140ZM151 253V254H150ZM154 253V254H153ZM156 253H158V254H156ZM1 254L2 255H4V257H2L1 256ZM20 254H18V255H20ZM55 254V255H54ZM162 254V255H161ZM166 254H168V256L166 257ZM14 255V256H13ZM69 255H72V256H69ZM80 255H82V256H80ZM86 255V256H85ZM148 255V256H147ZM170 255V256H169ZM8 256V257H7ZM12 256V257H11ZM60 256V257H59ZM92 258H90V257ZM152 256V257H151ZM155 256H156V258H158V259H156L155 258ZM161 256V257H160ZM172 256H173V258H172ZM17 257V256H16ZM72 257V258H71ZM83 258V260L81 259V258ZM85 257H86V259H87V261L85 260ZM141 257V258H142ZM147 257H149V259L147 258ZM165 257V258H164ZM9 258V259H8ZM11 258V259H10ZM63 260H62V259ZM150 258H151V260H150ZM154 260H153V259ZM160 258V259H159ZM59 259V260H58ZM91 259V260H90ZM164 259V260H163ZM11 260H13V261H11ZM74 260V261H73ZM92 260H93V262H92ZM95 260V261H94ZM156 260V261H155ZM160 260V261H159ZM177 260V261H176ZM2 261V262H1ZM15 261H17V263L15 262ZM55 261V262H54ZM76 261V262H75ZM89 261H90V263H89ZM101 261V262H100ZM160 263H159V262ZM166 261V262H165ZM174 261V262H173ZM176 261V262H175ZM61 262V263H60ZM92 262V263H91ZM96 262V263H95ZM139 262V261H138ZM18 263V264H19ZM107 263H109L108 261H107ZM140 263V262H139ZM139 263H137V264H139ZM121 264V263H120ZM136 264V263H135ZM178 264V263H177Z\"/></svg>", "mask_w": 264, "mask_h": 264}, {"label": "water", "instance_id": "3", "mask_svg": "<svg viewBox=\"0 0 264 264\" xmlns=\"http://www.w3.org/2000/svg\"><path fill=\"white\" fill-rule=\"evenodd\" d=\"M26 126L29 128L38 130L40 127L39 120L38 119H28L26 120ZM48 251H49V241L44 240L43 253H47Z\"/></svg>", "mask_w": 264, "mask_h": 264}]
</instances>
